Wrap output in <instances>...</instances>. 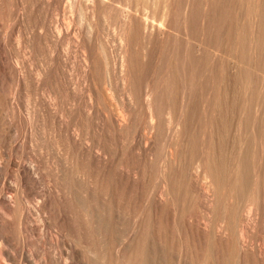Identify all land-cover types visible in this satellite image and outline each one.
I'll list each match as a JSON object with an SVG mask.
<instances>
[{
  "label": "rangeland",
  "instance_id": "374dc122",
  "mask_svg": "<svg viewBox=\"0 0 264 264\" xmlns=\"http://www.w3.org/2000/svg\"><path fill=\"white\" fill-rule=\"evenodd\" d=\"M10 1V2H8ZM57 3V1L59 2V4L57 3L56 5H54L53 9H52V14L50 17H53V22H55L54 24H64L66 23V21L70 22L73 24V26H75L77 29H78V35H76V38L78 41H76L74 38H71L70 41L67 43V46L65 48H67V53H66V57L63 55L62 51H61V48L60 47H54L53 44H51L50 42H47L46 40L43 41V43L41 42L42 41V38H37L35 40H33L32 42L30 41L33 37H34V33L37 32L36 34H38V31H37V27L39 25V19L41 18V20L43 19V16L44 14H42L41 12V8L38 9L39 7H41V5L39 4L38 6L36 5L33 10H30L28 12V14H26V17L24 19V22H23V27H22V32L23 34H21V44L18 45V42L16 41L17 40V37L19 35V22H16V19L14 18V9H15V0H6V3L4 5V7L0 8V93L3 94L1 96L0 94V154L2 155L3 158H10L12 161H14V165L10 166V170L7 169L8 171H4L3 172V175L0 177V187H2L3 184H6L4 185L5 187L7 185H10V187H14L16 186V179L17 177L15 176L16 175V171L17 169V166H16V163L18 162H28L30 158H32L33 156H37L36 158L33 157L32 159L34 160H39L38 162L40 163V161H44V165L43 163H41L42 165V168H44V171H54L55 168H62L64 167L63 165H66V161L68 162L67 164V167L69 166H73L74 165V150L71 148V150L68 152L69 154H67V160L65 158V154L66 152L63 151V145H61V142H59L58 140V136L56 137L57 133L55 131V128H54V125L52 123H50L48 121H45L46 123H44V125L42 126H45L46 124L47 125H50V127L48 128V126L46 125V127H44L45 129H43L41 132L44 133L45 132V136L43 137L42 133H41V137L39 132L37 134V131H34V133L30 132L28 128H26V124L24 123L23 120L24 117L27 118V114L28 113H42L41 112V108H42V101L43 99L41 98V96L38 94V90L34 89V88H31L30 87V90H26L25 91V88L23 86H20L18 87L17 84H16V80H15V72L14 71V67L17 63L19 64V67L22 68V70L24 69V72L25 73H28L30 72L31 70L35 71L37 69H46V71H41L45 72V75L46 76L45 78H48L51 79L49 80L50 82H52V84H54L53 86L55 88H57L56 86H59L61 87V85H67L68 86V89H64V92H60V95L58 93V99H61V100H58L60 106L62 108L65 109L66 113H68V116L73 119L70 120L71 124L75 122V117L77 115V110H80L82 111L83 115H84V132H85V138L87 139L86 143L87 145H96L98 146V150L99 151V154H100V158H101V161L103 162L102 164H106L107 166H109V168L105 166V168H103L102 170V173L104 174V176H107V172H110V174H112L115 170V169H110V165H114V167L116 168L115 170V173H113V175H115V179L117 177V181H119V178H120V175L123 174L124 172L125 173H130V176L131 177H136V179L138 180H141L142 181V184H145V185H140L141 187L139 186H130V190L128 189V192H129V195L131 197V200H132V204H133V210L130 214V222H134V221H138V214H139V210H140V205L142 204L141 202L143 200H148L147 202H149L147 205H148V208H151L149 209L150 212H151V220H153V224L151 223V226L150 227H153L155 224V226L152 228L153 230H155V228L157 229V226H158V221L160 219H163V224H164V229L166 228V232L168 231V235L166 234V237H168V240L170 239L171 241H168L167 238H165L167 240V248L169 247V242H171L170 246H175L173 248L171 247V251L167 250V252L170 253V255L168 253H166V260H169L167 261V264H169V261H170V264L173 263L175 264L176 263V260L173 258V257H176L175 255H177L179 253V251L183 252V254L186 252V247H187V242L189 241L188 239L192 240L195 236H196V239H198V236H200V240L203 238V239H206V234H207V231H209L210 233V236L212 237L211 239H213V236L214 234H211V233H216V230L214 228V226L212 227V225H215L216 224H220L221 223V220L223 219V217L225 216L226 214V211L228 209V207H230L229 205H232V202H234L235 198L234 197V193L231 192L232 190H230L229 188H224V189H221V191H218V193H216V199L214 200V203L215 204H212L211 206H208L209 202H210V199L212 198H207V196H204L202 195L201 193L198 192V187H197V184L200 185L204 182H208L209 183V180H204L202 177L199 178V180L195 179V175L193 173V162L195 161V157H197L198 155L202 154V152H204L207 148V146L209 144H207L210 140V138H212V140H210V154H209V157L210 159H212L214 161V163L212 162V164H220L221 163H225L224 164V168H222V170H226L228 171L230 169V167L232 165H234V163L237 161V153H236V150L238 151V148H239V143L235 142V140L237 141L238 138L240 137V135H238L237 133V125H236V121L234 119L235 117V114H234V111L235 113L237 112L236 109L240 107H242L241 105L243 104L242 101L240 100H243L244 101V108H245V112L247 113L246 115L249 114V120L251 119V123L248 124V127L246 128L249 133H247V130L245 131V133H247V136L246 134H243L244 136H246V141L245 142H248L245 146L244 144V148L246 147V150L248 151V157H249V169H250V173H251V178L254 181L257 180V174L255 175L254 173H258L257 170H259V166L257 164H259V160H260V155H261V147L260 145V142L258 139H256V136L259 134V131L264 133V78L262 76H260L259 74H257V72H253L255 71V69L259 68V67H262V64L261 62L257 61V59L259 60V58L261 57V55L257 54V55H252V53H249V50L252 48V46L254 45L252 42L250 43V36H251V32L249 30H246L248 28H250V26L247 24H249L250 20L248 18H246L247 16H244L245 15V11L247 9V7H245V2L242 4V7H243V10L242 8H238V7H241V4H239V2L241 3L240 0H214L215 1V5H214V10H212V13L210 11H208V9L206 8V0H193V8H192V15L191 14V17L189 19H187V24H188V27H187V32H186V29H184V22L183 21V13L180 12L179 9H181L182 7L184 8V4L186 3L184 0H172L171 1V4L172 6H176L174 7L175 11L174 13H172L170 11V14H167L168 17H170V21L168 20V17L166 18V16H164L162 13H164L163 11H165V7L163 4V1H158V2H155L153 3L152 1L148 0H105L106 3L103 5V7L101 6L100 8H98V10L96 11L97 14H92L89 10H84V11H78V10H73V11H70L68 9V4L67 2L64 0H55ZM138 3H137V2ZM242 1H246V0H242ZM248 2L247 5H249V0H247ZM11 6H10V3H12ZM107 2L109 3H113V5L115 6L113 8V10H111L109 7H107ZM183 2V3H182ZM185 2V3H184ZM220 2V3H219ZM236 2V3H235ZM238 2V3H237ZM111 3V4H112ZM131 3V4H130ZM152 3V4H151ZM178 3V4H177ZM198 3V4H197ZM227 3V4H226ZM230 3V4H229ZM67 4V5H66ZM163 4V5H162ZM174 4V5H173ZM204 4V5H203ZM229 4V5H228ZM237 4V5H236ZM239 4V5H238ZM10 6L9 10L13 13H11L9 10H7L8 6ZM126 5V6H125ZM131 5L133 7H131ZM137 5V6H136ZM235 5V7H234ZM56 6V7H55ZM160 6V7H159ZM182 6V7H181ZM6 7V8H5ZM37 7V8H36ZM60 7V8H59ZM129 7V8H128ZM180 7V8H178ZM228 7V8H227ZM14 8V9H12ZM36 8V9H35ZM103 8V9H102ZM129 9L130 11L134 10V12H136V10H138V14L136 12V14L139 16V13H140V17L142 16V18H147L148 21H156L157 23H164V28H165V24L166 25V30H167V33L171 36H169V39L166 41L165 40H162V41H159L158 43V40L157 41H154L153 43H151L149 45V47L147 48V43L145 41H142L141 39H137L135 40L134 42V45L135 47H133L132 49V53L136 59V65H138L137 69H138V72L141 74L140 76V79H143L142 78V74L144 75V82L149 81V86H146L145 84L143 85H139V87H137V92H130V95H128V91H130V89L128 87H123L121 82H120V78H119V66H120V54H121V48L122 45H121V42H120V45H119V39L121 38L122 43L124 42V32H122V29L123 28V31H125V28H124V25L122 24V22L119 20L118 16H117V13L116 11L118 9ZM182 8V9H183ZM216 8V9H215ZM225 8H227L225 10ZM238 8V9H237ZM246 8V9H244ZM5 9V10H4ZM12 9V10H11ZM35 9V11H34ZM65 9V10H64ZM136 9V10H135ZM181 9V10H182ZM203 9V10H202ZM4 10V12H3ZM106 10V11H105ZM127 10V11H129ZM238 10V12H237ZM34 11V12H33ZM113 11V12H112ZM129 11V12H130ZM160 11V12H159ZM179 11V12H178ZM184 11V9L182 10ZM199 11V13H198ZM205 11V13H204ZM225 11H228L227 13L229 14H225L226 12ZM235 11V12H234ZM248 11V10H247ZM35 12H39V13H36ZM77 12V14H76ZM78 12L80 13V15L78 14ZM85 12V13H84ZM95 12V13H96ZM100 12V13H98ZM133 12V11H132ZM131 12V13H132ZM210 12V13H209ZM224 12V13H223ZM4 13V14H3ZM6 13V14H5ZM11 13V14H10ZM68 13V14H67ZM161 13V14H160ZM174 17H173V15ZM196 13V14H195ZM202 13V14H201ZM219 13L221 15H219ZM236 14L235 17H237L235 19V22H234V18L233 17L234 15ZM33 14V15H32ZM55 14V15H54ZM93 17H92V15ZM112 14V15H111ZM198 14V15H197ZM208 14V15H207ZM217 14V16H216ZM225 14V15H224ZM249 12L247 13L246 12V15H248ZM31 15V16H29ZM82 15V16H81ZM91 15V16H90ZM107 15V16H106ZM161 15V16H160ZM172 15V16H171ZM210 15V16H209ZM233 15V16H231ZM238 15V16H237ZM12 16V17H11ZM70 16V17H69ZM77 16V17H76ZM86 16V17H85ZM89 16V17H88ZM113 16V17H112ZM160 16V18H159ZM163 16V17H162ZM220 16V17H219ZM226 16V17H225ZM249 16V15H248ZM4 17V18H3ZM7 17V18H6ZM36 17V18H35ZM75 17V18H74ZM78 17H80L78 19ZM156 17V18H155ZM172 17V19H171ZM177 17V18H176ZM204 17V18H203ZM211 19V21L213 22H208L210 21L209 19ZM211 17V18H210ZM216 17V18H215ZM227 17H231V19L229 18V20H227ZM233 17V19H232ZM2 18V19H1ZM33 18V19H32ZM70 18H73V19H70ZM90 18V19H89ZM109 18V20H108ZM158 18V20H157ZM163 19L165 20H168V21H161ZM215 18V19H214ZM223 18V19H222ZM35 19V20H34ZM61 19V20H60ZM102 19V20H100ZM104 19V20H103ZM192 19V20H190ZM196 19V20H195ZM204 19V20H203ZM238 19V20H237ZM246 19V20H245ZM249 21H248V20ZM40 20V21H41ZM78 20V21H77ZM80 20V21H79ZM92 20V21H91ZM96 20H98V22L96 23H93L95 22ZM203 20V21H202ZM207 20V21H206ZM31 21V22H30ZM35 21V22H33ZM106 21V22H105ZM114 21V22H113ZM117 21V22H115ZM192 21V22H191ZM198 21V22H197ZM217 21H220V22H217ZM224 21V22H223ZM233 21V22H232ZM237 21V22H236ZM15 22V23H14ZM27 22V23H26ZM64 22V23H63ZM81 22V23H80ZM119 22V23H118ZM205 22V23H204ZM121 23V24H120ZM193 23V24H192ZM209 23V24H208ZM215 26H213L212 24ZM215 23V24H214ZM234 23H237V24H234ZM18 24V25H17ZM95 24H98V27L96 29V25ZM169 24V25H168ZM206 26H204V25ZM208 24V25H207ZM225 24V25H224ZM77 25V26H76ZM82 25V26H81ZM95 29H93V26ZM175 25V26H174ZM200 25V26H198ZM212 25V27H211ZM221 25V27H220ZM92 27V28H89V27ZM170 27V28H167ZM172 26V27H171ZM204 29H203V27ZM219 26V27H218ZM175 27V28H174ZM195 27V28H194ZM208 27V28H207ZM231 27L232 30L229 31V28ZM247 27V28H246ZM198 28V29H197ZM210 28V29H209ZM219 28V30H218ZM257 28V25L255 27V29ZM2 29V30H1ZM90 29V30H88ZM93 29V31H92ZM196 29V30H195ZM215 29V30H213ZM26 30V31H25ZM80 30H83V31H80ZM88 30V31H87ZM2 31V32H1ZM16 31V32H15ZM35 31V32H34ZM90 31V32H89ZM98 31V32H97ZM201 33H200V32ZM206 31V32H205ZM211 31V32H210ZM215 31V32H214ZM218 33H217V32ZM233 31V32H231ZM250 35H249V33ZM27 33V35L24 34ZM30 32V33H29ZM88 32V33H87ZM94 32V33H93ZM121 32V33H120ZM210 32V33H209ZM228 32L232 33L231 35H233L234 33V37L231 38V39H234L236 38L237 41L234 39L232 40L230 43H232V47H233V50L232 47L229 45V42H227L229 40L226 39V37H229V34ZM247 32V34H246ZM33 33V34H32ZM172 33V34H171ZM202 33H206V34H202ZM210 34L212 36V39L213 40H216L215 39V36H219L218 40L217 41V46L219 47L220 50H227L226 48L228 47V50L231 54L230 56H228L227 54L224 55V54H219L217 53V56L215 55L214 57V54L212 52H209V50L207 51V48L210 47V40L208 39H204L206 42H201V38L202 37H205V35L207 34ZM236 33V34H235ZM239 33V34H238ZM3 34V35H2ZM29 34V36H28ZM90 34V35H88ZM97 34V35H96ZM99 34V35H98ZM120 34V35H119ZM186 34V35H185ZM197 34V35H196ZM245 35V37H237V35ZM22 35H24L22 37ZM82 35V37H81ZM120 36V37H117V36ZM174 35V37L172 36ZM249 35V36H248ZM5 36V37H4ZM28 36V37H27ZM84 36V37H83ZM197 36V37H196ZM202 36V37H201ZM248 36V37H247ZM81 37V38H80ZM91 37V38H89ZM93 37V38H92ZM100 37V38H99ZM196 37V38H195ZM200 37V38H199ZM2 38V40H1ZM24 38V39H23ZM30 38V40H29ZM101 40H99V39ZM239 38V40H238ZM245 38V39H244ZM81 39V40H79ZM90 39V40H89ZM95 41H93V40ZM97 39V40H96ZM187 39V40H186ZM247 40L249 42L246 43L245 41L243 40ZM41 40V41H39ZM75 40V41H74ZM86 40V41H85ZM92 40V41H91ZM120 40V41H121ZM142 42H141V41ZM177 40V41H176ZM192 40V41H191ZM199 40V41H198ZM240 40L242 41V43L240 42ZM91 41V42H90ZM99 41V42H98ZM3 42V43H2ZM78 42V43H76ZM169 44H168V43ZM172 42V43H171ZM174 42V43H173ZM188 42V43H186ZM201 44V47L199 45V48L198 49V44ZM36 43L35 45H32ZM39 43V44H38ZM81 43V44H80ZM88 43V44H87ZM97 45H95V44ZM100 43V44H99ZM125 43V42H124ZM123 43V44H124ZM138 43V44H137ZM163 43V44H162ZM192 43V44H191ZM204 43V45H203ZM228 43V44H227ZM235 43V44H233ZM241 43V44H240ZM244 43H246V45H244ZM24 44H26L28 46V49L25 50V46ZM80 44V45H79ZM174 44V45H173ZM191 44V45H190ZM196 44V46H195ZM226 44V46H225ZM248 44V45H247ZM253 44V45H252ZM84 45V46H83ZM103 45V46H102ZM164 45V46H163ZM176 45V46H175ZM209 45V46H208ZM4 46V47H3ZM40 46V47H38ZM46 48H45V47ZM48 46V47H47ZM77 46V47H76ZM94 47L96 49V54L98 56V59L100 60L99 62V66L101 65L102 67V71H100V67H99V71L98 72L99 74H97V77H98V80L97 78H95V75H91L89 74L88 72L85 73V65H84V54H88L87 52H89L88 49ZM194 46V47H193ZM222 46V48H221ZM230 46V47H229ZM248 49H247V47ZM19 47V48H18ZM97 47L99 49H97ZM137 47V48H136ZM234 47H238V49L244 47L246 53H245V57L246 58H249L248 56H251L250 58L253 59L254 57V63L250 60L247 59L248 61V64L246 66H250V67H246L247 68V73H249V77L246 81V79L244 80V83L242 84H236V81L237 77H236V72L234 70V68L232 69V62L231 60H233L234 57L236 56H239V52H236ZM45 48V49H43ZM174 48V50H173ZM204 48V49H203ZM22 49V50H21ZM55 49V51H54ZM81 49V50H80ZM102 49V50H101ZM195 49V50H194ZM5 50V51H4ZM31 50V51H30ZM44 50V51H43ZM80 50V51H79ZM84 50V51H83ZM105 50V51H104ZM143 50V51H142ZM241 50V49H240ZM23 51V52H22ZM43 51V52H42ZM52 51H54L52 53ZM103 51V52H102ZM119 51V52H118ZM174 51V52H173ZM19 52V53H18ZM22 52V54H21ZM51 52V53H50ZM24 53V54H23ZM26 53V54H25ZM40 53V54H39ZM58 55H57V54ZM84 53V54H83ZM103 53V54H102ZM119 55H118V54ZM249 53L247 56L246 54ZM16 54V55H14ZM39 54V55H38ZM47 54V55H46ZM54 54V55H53ZM213 54V56H212ZM218 54L220 56H218ZM11 55V56H10ZM28 55V56H26ZM31 55V56H30ZM56 55V56H55ZM71 55V56H70ZM105 55V56H104ZM186 55V56H184ZM51 56V57H50ZM58 56V57H57ZM63 56V57H62ZM117 56V57H116ZM3 57V58H2ZM11 57V58H10ZM15 57V58H14ZM19 57V58H18ZM144 57V58H143ZM189 59H188V58ZM210 57V58H209ZM229 57V58H228ZM232 57V58H231ZM258 57V58H257ZM28 58V59H27ZM46 58H49V59H46ZM58 58V59H57ZM83 58V59H81ZM120 58V59H119ZM188 59V60H185V59ZM216 60H215V59ZM221 58V59H219ZM228 58V59H227ZM256 58V59H255ZM4 59V60H3ZM8 59V60H7ZM25 59V60H24ZM64 59V60H63ZM109 59V60H108ZM119 61H118V60ZM138 59V60H137ZM207 59V60H206ZM213 59V60H212ZM24 60V61H23ZM48 60V61H47ZM71 60V61H70ZM103 60V61H102ZM108 60V61H107ZM220 60V61H219ZM54 61V62H53ZM56 61V62H55ZM102 61V62H101ZM138 61V62H137ZM185 61V63H184ZM187 61V62H186ZM204 61V62H203ZM212 61V62H211ZM216 63H215V62ZM249 61H250V64H249ZM21 62V63H20ZM46 62V63H45ZM60 62V63H59ZM182 62V63H181ZM16 63V64H14ZM59 65H58V64ZM114 63V64H113ZM247 63V62H246ZM253 64V67L251 66ZM27 64V65H26ZM56 64V65H55ZM108 64V65H107ZM217 64V65H216ZM45 65V66H44ZM55 65V66H54ZM84 65V66H83ZM105 65V66H104ZM141 65V66H140ZM172 65V66H170ZM183 65V66H182ZM214 66V69H213V66ZM39 66V67H38ZM60 66V67H59ZM254 66H255V69H254ZM25 67V68H24ZM49 67V68H48ZM104 67V68H103ZM172 67V68H171ZM205 67H208V68H205ZM229 67V68H228ZM5 68V69H4ZM19 68V69H20ZM29 70H28V69ZM35 68V69H34ZM83 68V69H82ZM113 68V69H112ZM171 68V70H170ZM175 68V69H174ZM189 68V69H188ZM251 69V72H250V69ZM7 69V70H6ZM44 69V70H45ZM51 69V70H49ZM63 69V70H62ZM142 69V70H141ZM144 69V70H143ZM164 69V70H163ZM169 69V70H168ZM207 69V70H206ZM210 69V70H209ZM216 69V70H215ZM28 70V71H27ZM59 70V71H58ZM87 70V69H86ZM109 70V71H108ZM116 70V71H115ZM167 70V71H166ZM174 72H173V71ZM185 70V71H184ZM49 71L50 74H46V73H49L47 72ZM70 71V72H69ZM106 71V72H105ZM181 71V72H180ZM216 71V72H215ZM224 71H225V76H224ZM228 71V72H227ZM52 72V73H51ZM113 72V73H111ZM168 72H172L171 74H168ZM8 73V74H7ZM71 73V74H70ZM116 73V74H115ZM119 73V74H118ZM145 73V74H144ZM232 73V74H231ZM108 74L112 77V84L107 86V84L105 83L104 84V79H105V76ZM173 74V75H172ZM187 74V75H186ZM230 74V75H229ZM53 77H52V76ZM57 75V76H56ZM82 75V76H81ZM117 75V76H116ZM178 75V76H177ZM257 75V76H256ZM63 76V77H62ZM84 76V77H83ZM94 79H93V77ZM168 76V77H167ZM184 76V77H183ZM203 76V77H202ZM253 76V77H252ZM264 76V75H263ZM72 77V78H71ZM116 77V78H115ZM148 77V78H147ZM226 79H225V78ZM229 77V78H228ZM261 79L260 80H257L256 79ZM260 77V78H258ZM102 80H101V79ZM119 78V79H118ZM163 78V79H162ZM182 78V79H181ZM185 78V79H184ZM193 78V79H192ZM235 80H234V79ZM3 79V80H2ZM7 79V80H6ZM160 79V80H159ZM222 79V80H221ZM228 79V80H227ZM231 79V80H229ZM251 79V80H250ZM13 80V81H12ZM71 80V81H70ZM161 80H162V83H161ZM166 81V83H168L169 87L170 88L172 86V89L170 88L168 90V93L167 94H162L163 91L162 90H165L164 88H166L163 84V81ZM191 80V81H190ZM250 80V81H249ZM263 82H262V81ZM65 81V82H64ZM101 81V82H100ZM118 81V82H117ZM160 81V82H158ZM220 81V82H219ZM222 81V83H221ZM253 81V82H252ZM258 81V82H257ZM15 82V83H14ZM64 82V83H63ZM96 82V83H95ZM98 82L100 84H98ZM171 82V83H170ZM189 82V83H188ZM193 82V83H192ZM216 82V83H215ZM219 82V83H218ZM238 82V81H237ZM255 82V83H254ZM261 82V83H260ZM5 83V84H4ZM59 83V84H58ZM66 83V84H65ZM72 83V84H71ZM157 83V86L155 85ZM215 83V84H214ZM228 83V84H227ZM236 85H235V84ZM254 85H253V84ZM61 84V85H60ZM90 84V85H89ZM114 84V85H113ZM163 84V86H162ZM190 84V86H189ZM220 86H219V85ZM250 84V86H249ZM259 84V85H258ZM6 85V86H5ZM101 85V86H100ZM153 85H155L153 87ZM216 85V86H214ZM225 85V86H224ZM249 87H247V86ZM256 85V86H255ZM17 86V87H16ZM76 86V87H74ZM92 86V87H91ZM138 86V85H137ZM148 89V91H152L154 89V91L152 92H155L157 93L158 97L160 98H166L168 96V98L172 101V104H173V108L175 109H172L173 111L175 112H172V110L170 111V115L172 114H177L179 115V110H180V103H181V100H182V94L181 93L182 91L186 90L187 94L189 95V107H187V110H183V118L184 115H186V119L183 120V124H186L188 121V123L186 125H190L189 126H184L183 125V129H182V132H180V136H179V140H181L182 138L181 137H185L183 138L184 140H181V141H178V143L181 142V145L177 146V143L173 145L174 149L172 148V151L174 153V156H173V159L170 161L169 159V153H168V146L169 145L167 141L170 140V132L168 131L167 132V124H166V120H167V115H164L163 113L160 114V116L158 117V122L156 120V124L153 129L150 127V124H148L147 120H146V116H144V111L145 109H143V107L141 108L142 106V98H144V94L145 91L147 90L146 88ZM152 86V87H151ZM193 86V87H192ZM219 86V87H217ZM243 86V87H242ZM245 86V87H244ZM254 86V87H253ZM111 87V89L109 88ZM143 89H142V88ZM159 87V89H158ZM164 87V88H163ZM177 87V88H176ZM186 89H184V88ZM221 87V88H220ZM263 87V88H262ZM88 88V89H87ZM104 88V89H103ZM123 88L125 90H123ZM127 88V89H126ZM149 88H151L149 90ZM161 88V89H160ZM215 88H217L215 90ZM220 88V90H218ZM223 88V89H222ZM240 88V89H239ZM250 88V89H248ZM256 88V90H255ZM2 89V90H1ZM17 89V90H16ZM34 89V90H33ZM92 89V91L94 89H96L98 96V102H95L96 100H94V104L95 107H96V111H97V114H96V117L99 118L97 119L96 121V117L92 116L90 113V103H91V99H90V90ZM117 89V90H116ZM141 89V90H140ZM146 89V90H144ZM156 89V90H155ZM158 89V90H157ZM246 89V90H245ZM259 89V90H258ZM262 89V90H260ZM107 90V91H106ZM128 90V91H127ZM144 90V91H142ZM176 90V91H174ZM219 93H218V91ZM7 91V92H6ZM9 91L11 93H9ZM68 93H67V92ZM95 91V90H94ZM101 91V92H99ZM116 93H115V92ZM147 91V92H148ZM161 91V92H160ZM174 93H173V92ZM5 92V93H4ZM32 92V93H31ZM34 92V93H33ZM80 92V93H79ZM104 92V93H103ZM112 92V93H111ZM118 92V93H117ZM125 92V93H124ZM165 92V91H164ZM189 92V93H188ZM216 92V94L218 93V96L219 97H225L222 98L220 100V104H221V107L219 109L216 108L217 112L215 110H213L210 106L212 105V97H213V93ZM250 92V93H249ZM252 92V94H251ZM9 93V95H8ZM61 93L63 95H61ZM76 93V94H75ZM123 95H122V94ZM128 93V94H127ZM135 93V94H133ZM178 93V94H176ZM191 93V94H190ZM212 95H210V94ZM7 94V95H5ZM29 94V95H28ZM69 94V95H68ZM102 94V95H100ZM105 94H108V95H105ZM119 94V95H118ZM140 97V99L138 98V96ZM209 94V96H208ZM226 94V95H225ZM5 95V96H4ZM34 96V99L32 98ZM66 95V96H65ZM160 95H163L162 97ZM166 95V96H165ZM255 95V96H254ZM118 96V97H117ZM137 98H136V97ZM156 96V97H157ZM174 99H171L172 97ZM176 96V97H175ZM238 96V97H237ZM251 98H250V97ZM260 96V97H259ZM39 97V98H38ZM60 97V98H59ZM63 97V98H62ZM73 97V98H72ZM102 99H101V98ZM130 97V99H129ZM135 97V98H134ZM235 97V98H233ZM245 97V98H244ZM258 97V98H257ZM108 98V99H107ZM191 98V99H190ZM211 98V99H210ZM230 98V99H229ZM242 98V99H240ZM258 100H257V99ZM7 99V100H6ZM37 99V100H36ZM42 99V100H41ZM63 99V100H62ZM69 99V100H68ZM135 100L133 102V100ZM138 99V100H137ZM181 99V100H180ZM5 100V101H4ZM65 100V102H64ZM109 100V101H108ZM132 100V101H131ZM140 100V101H139ZM178 100V101H177ZM204 100V101H203ZM225 100V101H224ZM241 102H239V101ZM7 101V102H6ZM85 101V102H84ZM100 101V102H99ZM108 101V102H107ZM111 101V102H110ZM192 101V102H191ZM202 101V102H201ZM235 101V102H234ZM240 103L241 105L237 104V102ZM254 101V102H253ZM258 101V102H257ZM9 102H10V106H9ZM62 102V103H61ZM102 102V103H101ZM104 102V103H103ZM136 102V103H135ZM222 102V103H221ZM226 102V104H225ZM246 102V103H245ZM250 102V103H249ZM17 103V104H16ZM34 103V104H33ZM40 105H38V104ZM257 103V104H256ZM81 104V105H80ZM86 104V105H85ZM102 104V105H101ZM105 104V105H104ZM135 104V105H133ZM137 104V105H136ZM208 104V105H207ZM224 104L225 107H222ZM73 105V106H72ZM79 107H78V106ZM191 105V106H190ZM196 105V107H195ZM209 106V108L207 106ZM235 105V107L233 108V106ZM238 105V107H237ZM248 105V106H247ZM251 105V106H250ZM38 106V107H37ZM100 106V107H99ZM105 106V107H104ZM113 106V107H112ZM124 106V107H123ZM127 106V107H126ZM140 106V107H138ZM198 106V107H197ZM200 106V107H199ZM34 107H37V108H34ZM60 107V110H62V108ZM71 107H73L71 109ZM88 107V108H87ZM254 107V108H253ZM40 108V109H39ZM100 108V109H99ZM139 108V109H138ZM211 108V109H210ZM223 108V109H222ZM39 109V110H38ZM90 109V110H89ZM129 109V110H128ZM142 109V110H141ZM179 109V110H178ZM191 109V110H190ZM197 109V110H196ZM207 109V110H206ZM30 112H29V111ZM36 110V111H35ZM99 110V111H98ZM125 110V111H124ZM130 110H132L130 112ZM140 110V111H139ZM196 110V111H195ZM210 110V111H209ZM213 111V114L214 116L216 117L215 119L217 120V122H212L210 123V119H209V116L211 114V112ZM220 110V111H218ZM224 110V112H223ZM230 110V111H229ZM234 110V111H233ZM3 111V112H1ZM28 111V112H27ZM115 111V112H114ZM127 111V112H126ZM227 111V112H226ZM232 111V112H231ZM248 111V112H247ZM75 112V113H74ZM185 112V113H184ZM230 112V113H229ZM9 113V114H8ZM39 113V114H40ZM85 113V114H84ZM101 113V114H100ZM110 113V114H109ZM141 113V114H140ZM143 113V114H142ZM194 113V114H192ZM207 115H206V114ZM221 113V114H220ZM12 114V115H11ZM24 116H22V115ZM100 114V115H99ZM121 114H124V115H121ZM138 114V115H137ZM192 114V116H191ZM219 114V115H217ZM3 115V116H2ZM9 115V116H8ZM17 115H20V116H17ZM73 115V116H72ZM105 115V116H104ZM108 115V116H107ZM116 115H120V116H125L124 118H129L131 120V122H129V127L126 128L125 130H119L117 125L114 123V116ZM128 115V116H127ZM131 115V116H130ZM170 115H168L170 117ZM176 115V116H177ZM209 115V116H208ZM22 116V117H21ZM92 116V117H91ZM110 116V117H109ZM173 116V115H172ZM200 116V117H199ZM225 116V118H224ZM230 116V117H229ZM5 117V118H4ZM8 119H7V118ZM10 117V118H9ZM18 117V118H17ZM188 117V118H187ZM255 117V118H254ZM3 118L5 120V123H3ZM17 118V119H16ZM23 118V120H22ZM86 118V119H85ZM132 118V119H131ZM145 120H144V119ZM192 120H191V119ZM224 118V120H223ZM232 118V119H231ZM7 119V120H6ZM19 119V120H18ZM137 119V120H136ZM190 119V120H189ZM100 120V121H99ZM136 120V121H135ZM139 120V121H138ZM161 120V121H160ZM234 121V122H231V121ZM23 121V122H22ZM89 123H87V122ZM90 121V122H89ZM138 121V123H137ZM185 121V122H184ZM192 121V122H191ZM206 121V122H205ZM226 121V122H224ZM2 122V123H1ZM10 123L11 124H7V123ZM95 122L97 123V130L95 131L94 130V127H95ZM106 122V123H105ZM108 122V124H107ZM147 122V123H146ZM195 122V123H194ZM210 123V126L212 127L214 124V127L217 129V130H214L213 128L211 129L209 127V123ZM228 122V123H227ZM24 123V124H23ZM99 123V124H98ZM104 123V124H103ZM114 123V124H113ZM146 123V124H145ZM207 123V124H206ZM221 123V124H219ZM231 123V124H229ZM5 124L7 125V127L5 126ZM21 124V125H20ZM72 124V125H73ZM112 124V125H110ZM220 126H219V125ZM229 124V125H228ZM9 125V127H8ZM25 125V126H24ZM108 125V126H107ZM139 125V126H138ZM164 125V126H163ZM203 125V126H202ZM225 128L223 129L222 127ZM5 126V127H4ZM89 126V127H88ZM149 126V127H148ZM202 126V127H201ZM218 126H219V129H218ZM222 126V127H221ZM263 126V127H262ZM2 127V128H1ZM88 127V128H87ZM132 127V128H131ZM139 127V128H138ZM146 127V128H145ZM186 129H185V128ZM188 127V128H187ZM189 127H191L189 129ZM227 127V128H226ZM229 127V128H228ZM262 127V128H260ZM9 128V129H8ZM48 130L49 131H45V130ZM115 128V129H114ZM209 128V129H208ZM27 132H26V130ZM86 129V130H85ZM106 129V130H105ZM129 129V130H127ZM131 129V130H130ZM158 129V130H157ZM202 129V130H201ZM226 129V130H225ZM8 130V131H7ZM110 130V131H109ZM147 130V131H146ZM152 130V131H151ZM184 130V131H183ZM188 130V131H187ZM213 130V132L211 131ZM54 131V132H53ZM93 131V132H92ZM138 131V132H137ZM202 131V132H201ZM108 132V133H107ZM184 132V133H183ZM222 132V133H220ZM235 132V133H234ZM256 132V133H254ZM4 133V134H3ZM30 133V134H29ZM33 135H32V134ZM48 135H47V134ZM125 133V134H124ZM150 135H149V134ZM205 133V134H204ZM214 133V134H213ZM222 137L221 140L220 138L217 137V135ZM227 133V134H226ZM234 133V134H233ZM6 134V135H5ZM55 134V135H54ZM103 134V135H102ZM183 134H187L186 136H184ZM223 134V135H222ZM225 134V135H224ZM252 134V135H251ZM3 135V136H2ZM88 135V137H87ZM94 135V136H92ZM144 135V136H143ZM153 135V136H152ZM222 135V136H221ZM229 135V137L227 136ZM234 135V136H233ZM5 136V137H4ZM37 136V137H35ZM123 136V137H122ZM134 136V137H133ZM139 136V137H138ZM204 136H206L205 138L207 140H205L206 142H204L205 144H201V142L203 143L204 141ZM211 136V137H210ZM215 136V137H213ZM255 136V137H254ZM50 137V139H49ZM52 137V138H51ZM55 137V138H54ZM155 137V138H154ZM190 137V138H189ZM217 137V138H216ZM228 137V138H227ZM38 138V140H37ZM44 138V139H42ZM132 138V139H131ZM136 138V139H135ZM162 138V139H161ZM164 138V139H163ZM166 138V139H165ZM181 138V139H180ZM227 138V139H226ZM231 138V139H230ZM33 142H32V140ZM58 139V140H57ZM89 139V140H88ZM135 139V140H134ZM142 139V140H141ZM201 139V140H200ZM217 139V140H215ZM225 139V141H224ZM233 139V140H232ZM2 140V141H1ZM148 142H147V141ZM165 142H164V141ZM200 140V141H199ZM229 140V141H228ZM7 141V142H6ZM38 141V142H37ZM95 141V142H94ZM157 141V142H156ZM199 141V142H198ZM217 142L216 144L214 142ZM218 141H222V144H220V142L218 143ZM251 141V142H250ZM256 141V142H255ZM92 142V143H91ZM97 142V143H96ZM225 142V143H223ZM232 142V143H231ZM145 143V144H144ZM191 143V145H190ZM105 144L107 146H105ZM152 144V145H151ZM167 144V145H166ZM225 146H224V145ZM230 144V145H229ZM237 144V145H236ZM37 145V146H36ZM134 145V146H133ZM205 145V146H204ZM213 145V146H212ZM235 145L237 148H235ZM175 146H177L175 148ZM183 146V148H182ZM190 146V147H188ZM203 146V148H202ZM217 146V147H216ZM41 147V148H40ZM42 147H43V150H42ZM58 147H61L58 149ZM134 147V148H133ZM179 147V148H178ZM185 147H188L190 149H187L185 150ZM213 149H212V148ZM248 147V148H247ZM252 147V148H251ZM4 148V149H3ZM130 148V149H129ZM182 148V150H181ZM198 148H201V149H198ZM205 148V149H204ZM218 148V150H217ZM221 148V149H220ZM255 148V149H254ZM42 152H40L39 150ZM105 149V150H104ZM175 149H178V152L181 153V154H178L177 150L175 151ZM192 149V150H191ZM204 149V150H203ZM225 149V150H223ZM7 150V151H6ZM58 150V151H57ZM145 150V151H144ZM198 150V151H197ZM222 151L221 153H218L220 151ZM254 150V151H253ZM11 151V152H10ZM35 153H34V152ZM38 151V155H37V152ZM105 151V153H104ZM108 151V153H107ZM186 151V152H185ZM195 151V152H194ZM200 151V152H199ZM5 152V153H4ZM41 154H40V153ZM62 152V154H61ZM141 152V153H140ZM147 152V153H146ZM151 152V153H150ZM154 152V153H153ZM158 152V153H157ZM192 152V153H191ZM224 152V153H223ZM250 152V153H249ZM11 155H10V154ZM60 155H59V154ZM65 153V154H63ZM138 153V154H137ZM166 153V154H165ZM185 154V157L183 154ZM189 153V155H188ZM191 153V154H190ZM194 153V155H193ZM196 153V154H195ZM200 153V154H199ZM214 153V154H213ZM226 153V154H225ZM4 154V155H3ZM8 154V155H7ZM34 154V155H33ZM89 153H85V161L87 163V165L89 164L87 161L90 160L89 159ZM110 154V155H109ZM141 154V156H140ZM158 154V155H157ZM162 154V155H161ZM187 154V155H186ZM212 154V155H211ZM236 154V155H234ZM7 155V157H6ZM32 155V157H31ZM40 155H42L40 157ZM54 155L56 157H54ZM64 155V156H63ZM73 155V156H72ZM109 155V156H108ZM114 155V156H113ZM148 155V156H147ZM153 155V156H152ZM161 155V156H160ZM164 155V157H163ZM168 155V156H167ZM178 155V156H176ZM180 155V157H179ZM183 155V156H182ZM197 155V156H196ZM216 158H215V156ZM234 155V156H233ZM259 155V156H258ZM9 156V157H8ZM12 156V157H11ZM30 156V157H29ZM46 156V157H45ZM181 156L183 158H181ZM189 156V157H188ZM213 156V157H212ZM225 156V157H224ZM259 158H258V157ZM40 157V158H39ZM50 157V158H49ZM59 157V158H57ZM108 157V159H107ZM115 159H114V158ZM149 157V158H148ZM194 157V158H193ZM233 157V158H232ZM39 158V159H37ZM41 158H43L41 160ZM86 158L88 160H86ZM112 158V159H111ZM143 158V159H142ZM188 160H187V159ZM192 158V159H191ZM225 158V159H224ZM229 158V159H228ZM236 158V159H234ZM46 159V160H45ZM61 159V160H59ZM66 161H64V160ZM70 159V160H69ZM73 159V160H72ZM114 159V161H113ZM146 161H145V160ZM151 159V160H150ZM184 159V160H183ZM221 159V161L218 162V160ZM231 159V161H230ZM259 159V160H258ZM62 160L64 161L63 164L62 163ZM69 160V161H68ZM71 160H72V163H71ZM109 160V161H108ZM119 160V161H118ZM164 160V161H163ZM176 160V161H175ZM181 160V161H179ZM191 160V161H190ZM194 160V161H193ZM234 160V161H232ZM17 161V162H16ZM57 161V162H56ZM150 161V162H149ZM167 161V164L170 162L172 164H166L167 165V175H168V172H170V169H172V171L169 173L170 177L173 178V185H172V193H173V197H172V201H168L166 203H164L162 201L159 194L160 192V189H161V178L159 177L160 176V171L162 169V165L164 162ZM178 161V162H177ZM193 161V162H192ZM216 161V162H215ZM257 161V162H255ZM2 162V160H0V163ZM16 162V163H15ZM51 162H56V163H51ZM61 162V164H60ZM106 162V163H105ZM111 162V163H110ZM121 162V164H120ZM146 162V163H145ZM156 162V163H155ZM187 162V163H186ZM190 162V163H189ZM230 162V163H229ZM47 163L50 164L47 166ZM59 163V164H58ZM118 163V164H117ZM179 163V164H178ZM254 163V164H253ZM59 166H57V165ZM215 165L216 167L218 165ZM222 164V165H223ZM231 164V165H230ZM252 164V165H251ZM256 164V165H255ZM54 169H53V167ZM55 165V166H54ZM121 165V166H120ZM127 165V167H126ZM142 165V166H141ZM150 165V166H149ZM172 165V166H171ZM180 165V166H179ZM50 166V167H49ZM57 166V167H56ZM144 166V167H143ZM161 166V167H160ZM171 166V167H170ZM182 166V167H181ZM184 166V167H183ZM47 167V168H46ZM130 167V168H129ZM155 167V169H153ZM158 167V168H157ZM257 167V168H255ZM52 168V169H51ZM107 168H108V171H107ZM138 169V172H137V169ZM142 168V170H141ZM180 168V169H179ZM253 168V169H252ZM105 169V170H104ZM134 169V170H133ZM183 169V170H182ZM191 169V170H190ZM193 169V170H192ZM126 170V171H125ZM133 170V171H132ZM187 170V171H186ZM106 173H105V172ZM123 171V172H122ZM131 171V172H130ZM141 171V172H139ZM146 171V172H145ZM154 171V173H153ZM174 171V172H173ZM184 171V172H183ZM226 171H224V174L226 175V178H228ZM252 171V172H251ZM8 172V173H7ZM14 172V173H13ZM50 172V173H52ZM112 172V173H111ZM159 172V173H158ZM174 174H173V173ZM177 172V173H176ZM192 172V173H191ZM49 173V172H48ZM71 175V170L68 171V175ZM86 176H88L87 178H89V176L92 174V171H90V168L87 167L86 168ZM135 173V174H134ZM172 173V174H171ZM6 174V175H5ZM89 174V175H88ZM109 174V173H108ZM117 174V176H116ZM119 174V175H118ZM158 174V176H157ZM183 174V175H182ZM51 175V178L54 179V176L53 174H49ZM69 175V176H70ZM133 175V176H132ZM142 177H141V176ZM168 175V176H169ZM4 176V177H3ZM156 176V177H155ZM7 177V178H6ZM154 177V178H153ZM179 178V179H176ZM183 177H186L183 178ZM225 177V176H224ZM143 178L145 180H143ZM156 178V179H155ZM183 178V179H182ZM51 179V180H52ZM147 179V180H146ZM151 179V180H149ZM154 179V180H153ZM159 179V180H158ZM182 179V180H181ZM7 180V181H6ZM176 180V181H175ZM193 180V181H191ZM2 181H3V184H2ZM155 181V182H153ZM197 181V182H195ZM191 182V183H190ZM15 183V184H14ZM181 183V185H180ZM197 183V184H196ZM12 184V185H11ZM47 183H44L43 181H40L39 182V185H38V188L40 190V188H46V185ZM52 184V183H51ZM118 192H121V189H122V184L119 182L118 183ZM176 184V185H175ZM46 185V186H45ZM53 185H55V183H53ZM58 186H61V188H65V190H69V187L68 185H61L60 183L58 184ZM175 185V187H174ZM194 187H193V186ZM42 186H45V187H42ZM105 184L103 185V190L100 191L101 193L99 194V202L97 204H93L95 207L98 205L99 206V214L101 215H105L107 214V212L109 211V207L110 206H107L109 205L108 204V199L106 198V196L104 194H106V190L104 187ZM146 186V188H145ZM150 186V187H149ZM197 188H196V187ZM8 187V186H7ZM121 187V188H120ZM137 187V188H136ZM155 189H153V188ZM180 187H181V190H180ZM60 188V187H59ZM63 188V189H64ZM139 188V189H138ZM144 188V189H143ZM133 189V191H132ZM142 189V190H141ZM147 189V190H145ZM151 189V190H150ZM197 189V190H196ZM229 189V190H228ZM149 190V192H147ZM177 190V191H176ZM180 190V191H179ZM183 190V191H182ZM186 190V191H185ZM225 190V191H223ZM228 190V191H227ZM143 191H146L145 193H143ZM151 191H153L151 193ZM227 191V192H226ZM230 191V192H229ZM117 192V195L121 197V193L119 194ZM132 192V193H131ZM186 192V193H185ZM196 192V193H195ZM198 192V193H197ZM223 192V194H222ZM103 193V194H102ZM140 193H142L140 195ZM149 193V195H148ZM210 193V192H209ZM221 193V194H219ZM227 193V194H226ZM195 194V195H194ZM197 194V195H196ZM116 195V197H117ZM145 195V196H144ZM200 195V196H199ZM210 195H212V193H210ZM218 195V196H217ZM250 196V194H248ZM248 195H244L243 197H241V201L239 202V211L240 209H242L244 207V205L246 204H250V202H252L254 200V198L251 199V196L250 197H247ZM32 196V195H31ZM87 196V201L89 203H91V196L89 194H86ZM89 196V197H88ZM143 196V197H141ZM150 196V197H148ZM196 196V197H195ZM221 196V198H219ZM226 196V197H225ZM232 196V197H231ZM115 197V203H114V208L118 209L119 208V211L121 210L122 212V202H121V198H116ZM136 197V198H135ZM147 197V198H146ZM152 197V198H151ZM186 197V199H185ZM188 197V198H187ZM231 197V198H230ZM30 199H28L30 202L29 204L32 206H34L35 204V200L36 197L32 196L30 197ZM33 199V202H32V199ZM69 198V197H67ZM152 200V202L149 200ZM178 198V199H177ZM199 198V199H197ZM201 198V199H200ZM105 199V200H104ZM160 199V200H158ZM191 199V201H189ZM219 199V200H218ZM222 202L220 203L219 201ZM228 199V200H227ZM249 199H251L252 201H249ZM103 200L105 202H103ZM139 200L141 202H139ZM186 200V201H185ZM226 200V201H224ZM256 200V201H255ZM254 200V203L250 204L251 205V208H252V219L251 221L248 222L249 225L248 226V229H247V232H246V241H247V245H248V249L246 251V254H244V252H238V256L235 255V257L233 259H238L237 260H234L232 262H235L233 264H264V219H262V217L264 218V210L260 209L261 207L264 208V204H261V203H264L263 201H261L260 199H255ZM260 200V202H259ZM119 201V202H118ZM178 201V202H177ZM189 201V202H188ZM206 201V202H204ZM236 201V200H235ZM191 202V203H190ZM196 202V203H195ZM257 202H259L257 205ZM141 203V204H140ZM186 203V204H185ZM195 203V204H194ZM217 203V204H216ZM256 203V204H255ZM59 204V203H57ZM92 204V203H91ZM101 204V205H100ZM137 204V205H136ZM173 204V205H172ZM194 204V205H193ZM207 204V205H206ZM223 206H220L222 205ZM225 204V205H224ZM61 205H64L63 207ZM139 205V206H138ZM150 205V206H149ZM152 205V206H151ZM227 205V207H226ZM261 205V206H260ZM263 205V206H262ZM69 206V209L71 207V210L69 213L72 212L73 210V204L69 201V200H66V203L64 204H61L60 205H57L56 206V211L59 209H62V210H66V208ZM102 206H104L102 208ZM258 206V207H257ZM260 206V208H259ZM60 207V208H58ZM62 207V208H61ZM137 207V208H136ZM154 209H153V208ZM164 209H162V208ZM169 207V208H167ZM193 207V208H191ZM202 207V208H201ZM211 207V208H210ZM1 206H0V213H2V217L4 218L3 219V222H7V218L12 220L11 222V225L13 227L10 226V223H9V226L7 227L8 230L12 229V238L15 239V241L17 242L19 239L18 237V234L14 231L15 229V225L17 227V224L15 222L17 221H14L15 218L14 216L15 215H12V216H7V215H4L3 216V210H1ZM98 208V207H97ZM102 208V209H101ZM121 208V209H120ZM197 208V209H195ZM201 208V209H200ZM226 208V209H225ZM174 209V210H173ZM189 209V210H188ZM205 209V210H204ZM58 210V211H59ZM161 210V211H160ZM188 210V211H187ZM191 210V211H190ZM209 212H207V211ZM261 210V213L260 211ZM68 208H67V212H68ZM154 211V212H153ZM156 211V212H155ZM164 211H166L165 213L167 214V216L165 215ZM171 211V212H170ZM176 211V212H175ZM202 211V212H201ZM211 211V212H210ZM174 214H173V213ZM181 212V213H180ZM225 212V213H224ZM134 213V214H133ZM156 213V215H155ZM161 213V215H160ZM162 213H163V217H162ZM178 213V214H176ZM196 213V215H195ZM223 215H222V214ZM257 213V214H256ZM176 214V215H175ZM134 215V216H133ZM154 215V216H153ZM159 215V216H158ZM165 215V216H164ZM53 216V217H52ZM52 216H50L51 220L49 219V224L47 225V227L45 228V236L43 237L39 231L37 230H31L29 231V233L27 234V238L26 239H29L27 240L26 242V247L28 248L29 252L32 254V255H36L35 257L37 258L38 261L46 258L47 256L49 255H62L63 257H65V254L66 252L68 251V249H70V244L72 246H75L77 245V249L78 250H81L84 251V254L85 256L88 258V248H87V245L85 244L84 241H86L85 238H82L80 239L75 233L73 232H69V231H66L67 229L64 227H59L61 226L59 224L58 226V223H55V219L57 218L56 217V214H52ZM55 216V218H54ZM153 216V217H152ZM256 216V217H255ZM10 217V218H9ZM88 217V216H87ZM86 217V218H87ZM137 217V218H136ZM155 217H158V219H156ZM160 217V218H159ZM162 217V218H161ZM166 217V218H165ZM172 217V218H171ZM218 217V218H217ZM137 219V220H134V219ZM175 218V221L178 222L176 223L175 221L173 222V219ZM200 218V219H199ZM156 219V220H155ZM165 219L168 221H165ZM204 219V220H203ZM208 219V220H207ZM211 219V220H210ZM261 221H260V220ZM120 223H122V220L123 219H119ZM215 220V221H214ZM14 221V222H13ZM86 224L88 225V223L90 221H88V218L87 220H85ZM156 223H155V222ZM166 225H165V223ZM183 221H184V224H183ZM261 223H260V222ZM52 222V223H51ZM180 222V223H179ZM189 222H190V225H189ZM206 222L210 227L208 230L205 229V223ZM263 222V223H262ZM15 223V224H14ZM55 223V224H54ZM155 223V224H154ZM167 223H168V226H167ZM170 223V224H169ZM175 223V224H174ZM119 224V223H118ZM172 224V225H171ZM179 224V226H177ZM86 225V228L88 231H86L87 233L84 234L87 238L89 236V238L87 240H89L90 238H93L94 240H96L95 242L98 244V245H104V238L102 239L103 236V233L101 225L97 224L96 225ZM98 225V226H97ZM120 225V224H119ZM176 225V227L174 226ZM49 226V227H48ZM54 226V227H53ZM94 226V228L92 227ZM170 226V227H169ZM184 227L182 229V227ZM190 226V227H188ZM202 226V228H201ZM204 226V227H203ZM59 227V228H58ZM91 227V228H90ZM169 227V228H168ZM173 227V228H172ZM61 228V229H60ZM179 230H178V229ZM194 233V237H193V233ZM197 228V229H196ZM6 229V230H7ZM91 229V230H90ZM95 229V230H94ZM169 229V230H167ZM177 229V230H176ZM189 229V230H187ZM215 230V231H210V230ZM63 230V231H61ZM65 230V231H64ZM102 230V231H100ZM187 230V232H186ZM204 230V231H203ZM11 231V230H10ZM91 231V232H90ZM93 231V233H92ZM95 231H100L99 234H97L98 232H95ZM175 231V233H173ZM176 231H178V234ZM195 231V232H194ZM37 232V233H36ZM57 232V233H56ZM68 232V233H67ZM90 235H89V233ZM102 232V234H101ZM170 232V233H169ZM172 232V233H171ZM191 232V233H189ZM34 233V234H33ZM95 233V236L93 235ZM189 233V234H188ZM197 233V234H195ZM205 233V234H204ZM32 234V235H31ZM37 234V235H36ZM69 234V235H67ZM176 234V235H175ZM178 234V236H177ZM93 235V237H91ZM171 235V236H170ZM175 235V236H174ZM202 235V236H201ZM204 235V237H203ZM41 236V237H40ZM69 236V237H68ZM77 236V238H76ZM100 237V238H97ZM185 236V238H181ZM15 237V238H14ZM39 237V238H38ZM43 237V238H42ZM72 237V238H71ZM173 237V238H172ZM178 237V240L180 241H176ZM180 237V238H179ZM189 237V238H188ZM202 237V238H201ZM56 238V239H55ZM61 238H64L65 239V242L61 243ZM69 238V239H68ZM96 238V239H95ZM18 239V240H17ZM85 239V240H84ZM99 239V240H97ZM182 239V240H181ZM184 239V240H183ZM202 239V240H203ZM53 240V241H52ZM206 240H203V241H206ZM103 241V242H101ZM174 241V242H173ZM184 241V242H183ZM249 241V242H248ZM183 242V243H182ZM186 242V243H185ZM59 243V244H58ZM83 243V244H82ZM169 243V244H168ZM175 243V244H174ZM65 244V245H64ZM86 245V246H80V245ZM177 244V245H176ZM186 244V245H185ZM181 245L183 247H181ZM212 245V244H211ZM64 246V247H63ZM69 246V247H68ZM179 246V247H178ZM2 244L0 243V248H2ZM82 247V248H81ZM214 248L217 247V246H213ZM211 246L210 248V263L213 261L216 262L219 260V258L221 257L222 258V251L223 249H221L220 247L216 248V250ZM84 248V249H83ZM87 248V249H86ZM166 248V249H167ZM185 250H183V249ZM86 249V250H85ZM169 249V248H168ZM182 249V250H181ZM215 251H213V250ZM258 249H261L262 251V255L261 256H258L257 254V251ZM219 252L218 254L214 253V252ZM51 252V253H50ZM174 252V253H173ZM213 252V253H212ZM173 253V255H172ZM251 253V254H250ZM87 254V255H86ZM182 254V253H181ZM241 254V255H239ZM244 254V255H243ZM172 255V256H171ZM217 255V257H216ZM246 255V256H245ZM250 257H249V256ZM2 255L0 254V264L3 262L5 264H9L8 262H6L4 259H3V256L1 257ZM220 256V257H219ZM243 256V257H242ZM248 256V257H247ZM254 256V257H253ZM258 256V257H257ZM91 257V255H90ZM168 257V258H167ZM172 257V258H170ZM237 257V258H236ZM216 258V260H215ZM244 258V260H243ZM3 261H2V260ZM170 259H173V260H170ZM246 259H247V262H246ZM256 259V260H254ZM212 260V261H211ZM215 260V261H214ZM260 260V261H259ZM90 261V260H89ZM258 261V262H257ZM263 261V262H262ZM238 262V263H237ZM240 262V263H239ZM209 263V264H210ZM211 263V264H213ZM85 264H96L95 262L93 261H90L89 263H85Z\"/></svg>",
  "mask_w": 264,
  "mask_h": 264
},
{
  "label": "bare ground",
  "instance_id": "6f19581e",
  "mask_svg": "<svg viewBox=\"0 0 264 264\" xmlns=\"http://www.w3.org/2000/svg\"><path fill=\"white\" fill-rule=\"evenodd\" d=\"M62 1V0H61ZM64 1V0H63ZM66 2H67V4H68V9L70 10V11H73V10H78V11H84V10H89L92 14H97V10H98V8H100L101 6L103 7V5L106 3V1L105 0H65ZM112 1H114V0H112ZM123 1V0H122ZM125 1V0H124ZM123 1V2H124ZM138 1V0H137ZM136 1V2H137ZM144 1V0H143ZM146 1H148V0H146ZM150 1H152L153 3H155V2H158V1H163V4H165L164 5V7H165V11H163L164 13H162L164 16H166V18L169 16H167V14H170V11L172 12V13H174V12H176L175 11V9H174V7L176 6H172V4H171V1L172 0H150ZM185 1V0H184ZM230 1H232V0H230ZM234 1V0H233ZM236 1V0H235ZM238 1V0H237ZM241 1V3L239 2V4H241V7H238V8H242V10H243V7L245 6V7H247V9L246 8H244V9H246V11H245V15L244 16H247L246 18H248V17H250V18H248L247 20L250 22L249 24H247V26L249 25L250 26V28H248V29H246V30H249L250 32H251V36L249 37L250 38V43L252 42L253 44V46H252V48L249 50V53H252V55H257V54H259V55H261V57L259 58V60L257 59V61L259 62H261V64H262V67H259L258 69L256 68L255 69V66H254V69H255V71H253V72H257V74H259L260 76H262L263 78H264V0H249V5H247V3L246 2H248L247 0L246 1H242V0H240ZM8 2H10V1H8ZM56 1L55 0H15V3H14V5H15V9L14 8H12V9H14V18L16 19V22H19V27H20V29H19V35H18V37H17V42H18V45H20L21 44V34H23V32H22V27H23V22H24V19H25V17H26V14H28V12L30 11V10H33V8L37 5H41V7H39L38 9H40L41 8V12H42V14H44V16H43V19L41 20V18L39 19V25L37 26V27H35V28H37V31H38V34H36L37 32H35L34 33V37L30 40V38H29V40L32 42L33 40H35V39H37V38H42V41L41 40H39V41H41L42 43H43V41L44 40H46L47 42H50L51 44H53V46L54 47H60L61 48V51H62V53H63V55L66 57V51H67V48H65L66 46H67V43L70 41V39L71 38H74L76 41H78L77 40V38H76V35H78V29L75 27V26H73V24L71 23V21L69 22H67L66 21V23H64V24H62V25H60V24H54L55 22H53L54 20H53V17H50L51 16V12H52V9H53V7H54V5H56L57 3L59 4V2L57 1V3H55ZM115 2V1H114ZM126 2V1H125ZM129 2H130V0H129ZM173 2V1H172ZM186 2V3H185ZM184 3V11H182L181 9H179L180 10V12H182L183 13V21L182 22H184V24H183V26H184V29H186V32H187V27H188V24H187V22L189 21H187V19H189L190 17H191V14H192V8H193V5H192V3H193V0H186ZM206 3V8L208 9V11H210L211 13H212V10H214V5L216 4L215 3V1L214 0H206L205 1ZM245 2V5L242 7V4ZM112 3V2H111ZM110 2L108 3L107 2V7H109L111 10H113V8L115 7L114 5H113V3L111 4ZM116 3V2H115ZM138 3V2H137ZM183 3V2H182ZM220 3V2H219ZM236 3V2H235ZM238 3V2H237ZM5 4H7L6 3V0H0V8H2V7H4V5ZM11 4H13V2L12 3H10V6H11ZM66 4V5H67ZM131 4V3H130ZM152 4V3H151ZM162 4V5H163ZM178 4V3H177ZM198 4V3H197ZM227 4V3H226ZM230 4V3H229ZM228 4V5H229ZM238 4V5H239ZM174 5V4H173ZM204 5V4H203ZM237 5V4H236ZM8 6V5H7ZM10 6H8V8H7V10H9V8H10ZM126 6V5H125ZM137 6V5H136ZM12 7V6H11ZM56 7V6H55ZM131 7H133L132 5H131ZM160 7V6H159ZM234 7H235V5H234ZM6 8V7H5ZM37 8V7H36ZM35 8V9H36ZM60 8V7H59ZM129 8V7H128ZM176 8H177V6H176ZM178 8H180V7H178ZM228 8V7H227ZM227 8H225V10L227 9ZM237 8V9H238ZM11 9V10H12ZM35 9H34V11H35ZM103 9V8H102ZM216 9V8H215ZM1 10V9H0ZM5 10V9H4ZM4 10H3V12H4ZM65 10V9H64ZM127 10H129V9H127ZM126 9L124 10V9H118L117 11H116V13H117V16H118V18H119V20L122 22V24L124 25V28H125V31H123V28H121L122 29V32H124V44L122 43V41L123 40H121V38H122V36H121V38L119 39V45H120V42H121V45H122V47H120L119 46V48H121V54H120V57H121V59H120V66H119V78H120V82H121V84H122V86L125 88V87H128L129 89H130V91H128V95H130V92L132 93V92H137L136 90H137V87H139L140 88V86L139 85H143V84H145L146 86H149V84H147V83H149V81H147L146 80V82H144V75L142 74V78L143 79H140V76H141V74L138 72V69H137V67H138V65H136V59H135V57H134V55H133V53H132V49H133V47H135V45H134V42H135V40H136V38L137 39H141L142 41H145L147 44V48L149 47V45L151 44V43H153L154 41H157L158 40V43H159V41H162V40H165L166 41V39L168 40L169 39V34L167 33V30H166V25L167 24H165V28H164V21H170V17H168V20H165V19H163L162 18V20L161 21H163L164 23H162V22H160V23H157L156 21L154 22H150V21H148V19L147 18H142V16L140 17V13H139V16L137 15L138 14V10H136V12H137V14H136V12H134V10H132V11H127ZM203 10V9H202ZM248 10V11H247ZM10 11V10H9ZM33 11V12H34ZM99 11V10H98ZM106 11V10H105ZM11 12V11H10ZM80 12V13H81ZM96 12V13H95ZM113 12V11H112ZM132 12V13H131ZM160 12V11H159ZM179 12V11H178ZM209 12V13H210ZM226 13L225 14H229V13H227L228 11H225ZM235 12V11H234ZM237 12H238V10H237ZM246 12L248 13L249 12V16L248 15H246ZM11 13H13V11L11 12ZM10 13V14H11ZM26 13V14H25ZM36 13H39V12H35V14ZM80 13L78 12V14L80 15ZM85 13V12H84ZM98 13H100V12H98ZM171 13V14H172ZM198 13H199V11H198ZM204 13H205V11H204ZM224 13V12H223ZM4 14V13H3ZM6 14V13H5ZM68 14V13H67ZM76 14H77V12H76ZM91 14V15H92ZM161 14V13H160ZM196 14V13H195ZM200 14V13H199ZM202 14V13H201ZM224 14V15H225ZM233 14V13H232ZM33 15V14H32ZM55 15V14H54ZM90 15V16H91ZM112 15V14H111ZM173 15V14H172ZM171 15V16H172ZM193 15V14H192ZM198 15V14H197ZM208 15V14H207ZM219 15H221L220 13H219ZM234 15V14H233ZM233 15H231V16H233ZM1 16V15H0ZM29 16H31V15H29ZM82 16V15H81ZM107 16V15H106ZM161 16V15H160ZM160 16H159V18H160ZM194 16V15H193ZM210 16V15H209ZM216 16H217V14H216ZM236 16V14L233 16V17H235ZM238 16V15H237ZM12 17V16H11ZM70 17V16H69ZM77 17V16H76ZM86 17V16H85ZM89 17V16H88ZM92 17H93V15H92ZM113 17V16H112ZM163 17V16H162ZM173 17H174V15H173ZM220 17V16H219ZM226 17V16H225ZM233 17H232V19H233ZM4 18V17H3ZM7 18V17H6ZM36 18V17H35ZM75 18V17H74ZM80 17H78V19H79ZM156 18V17H155ZM177 18V17H176ZM192 18V17H191ZM204 18V17H203ZM205 18H207V17H205ZM211 18V17H210ZM216 18V17H215ZM214 18V19H215ZM230 19H231V17H229ZM229 18L227 17V20H229ZM237 17H235L233 20H234V22H235V19H236ZM2 19V18H1ZM33 19V18H32ZM70 19H73V18H70ZM90 19V18H89ZM161 19V18H160ZM171 19H172V17H171ZM207 19H209V18H207ZM223 19V18H222ZM35 20V19H34ZM41 20V21H40ZM61 20V19H60ZM100 20H102V19H100ZM104 20V19H103ZM108 20H109V18H108ZM157 20H158V18H157ZM190 20H192V19H190ZM196 20V19H195ZM204 20V19H203ZM202 20V21H203ZM210 21H208V22H212L211 21V19H209ZM238 20V19H237ZM246 20V19H245ZM78 21V20H77ZM80 21V20H79ZM92 21V20H91ZM95 21V20H94ZM168 21V22H169ZM193 21V20H192ZM191 21V22H192ZM207 21V20H206ZM31 22V21H30ZM33 22H35V21H33ZM96 22H98V20H96L95 22H93V23H96ZM106 22V21H105ZM114 22V21H113ZM115 22H117V21H115ZM198 22V21H197ZM214 22V21H213ZM212 22V23H213ZM217 22H220V21H217ZM224 22V21H223ZM233 22V21H232ZM237 22V21H236ZM15 23V22H14ZM25 23V22H24ZM27 23V22H26ZM81 23V22H80ZM119 23V22H118ZM205 23V22H204ZM211 23V24H212ZM121 24V23H120ZM193 24V23H192ZM209 24V23H208ZM207 24V25H208ZM215 24V23H214ZM234 24H237V23H234ZM18 25V24H17ZM96 25V29H97V27H98V24H95ZM94 25V26H95ZM169 25V24H168ZM204 25V24H203ZM206 25V24H205ZM204 25V26H205ZM213 25V24H212ZM212 25H211V27H212ZM225 25V24H224ZM256 25H257V28L255 29V27H256ZM77 26V25H76ZM82 26V25H81ZM93 26V25H92ZM94 26H93V29H95L94 28ZM175 26V25H174ZM198 26H200V25H198ZM214 26V25H213ZM172 27V26H171ZM203 27V26H202ZM206 27V26H205ZM215 27V26H214ZM219 27V26H218ZM220 27H221V25H220ZM89 28H92L91 26L89 27ZM167 28H170V27H168L167 26ZM175 28V27H174ZM195 28V27H194ZM208 28V27H207ZM229 28H231V27H229ZM247 28V27H246ZM93 29H92V31H93ZM198 29V28H197ZM203 29H204V27H203ZM210 29V28H209ZM2 30V29H1ZM88 30H90V29H88ZM87 30V31H88ZM196 30V29H195ZM213 30H215V29H213ZM218 30H219V28H218ZM230 30H232V28L231 29H229V31ZM26 31V30H25ZM80 31H83V30H80ZM91 31V30H90ZM89 31V32H90ZM249 31H248V33H249ZM2 32V31H1ZM16 32V31H15ZM98 32V31H97ZM200 32V31H199ZM202 32V31H201ZM200 32V33H201ZM206 32V31H205ZM211 32V31H210ZM209 32V33H210ZM215 32V31H214ZM217 32V31H216ZM231 32H233V31H231ZM229 33L228 32V34H229V37H226V39L228 40V38H229V40L227 41V42H229V45L231 46L232 45V43H230L232 40H236L237 41V39L236 38H234V39H231V38H233L234 36V33H233V35H231L232 33ZM30 33V32H29ZM88 33V32H87ZM94 33V32H93ZM121 33V32H120ZM207 34V35H205V37H202L201 38V42H206L205 40L208 38L209 40H210V43H208V44H210V47L209 48H207V51L209 50V52H212L213 54H214V57H215V55L217 56V53H221V54H224V55H228V56H230V52L229 51H227L228 50V47L226 48L227 50L225 51V50H220L219 49V45L217 46V44L219 43H217V41H219L218 40V38H219V36H218V34H217V36H215V39L216 40H213L212 39V36L210 35V34ZM218 33V32H217ZM24 34H25V32H24ZM33 34V33H32ZM172 34V33H171ZM203 35L204 34H206V33H202ZM236 34V33H235ZM239 34V33H238ZM246 34H247V32H246ZM245 34V35H246ZM1 35V34H0ZM3 35V34H2ZM25 35H27V33L25 34ZM88 35H90V34H88ZM97 35V34H96ZM99 35V34H98ZM120 35V34H119ZM117 36V37H120V36ZM186 35V34H185ZM197 35V34H196ZM245 35H237V37H245ZM249 35H250V33H249ZM248 35V36H249ZM24 35H22V37H23ZM28 36H29V34H28ZM27 36V37H28ZM173 37H174V35H172ZM247 36V37H248ZM5 37V36H4ZM81 37H82V35H81ZM80 37V38H81ZM84 37V36H83ZM171 37V36H170ZM197 37V36H196ZM195 37V38H196ZM89 38H91V37H89ZM93 38V37H92ZM100 38V37H99ZM98 38V39H99ZM200 38V37H199ZM24 39V38H23ZM44 39V40H43ZM205 39V40H204ZM207 39V40H208ZM245 39V38H244ZM1 40H2V38H1ZM74 40V41H75ZM79 40H81V39H79ZM90 40V39H89ZM93 40V39H92ZM91 40V41H92ZM97 40V39H96ZM100 40V39H99ZM121 40V41H120ZM140 40V41H141ZM187 40V39H186ZM238 40H239V38H238ZM243 40V39H242ZM82 41V40H81ZM86 41V40H85ZM90 41V42H91ZM94 41V40H93ZM101 41V40H100ZM141 41V42H142ZM177 41V40H176ZM192 41V40H191ZM199 41V40H198ZM243 41H247V40H243ZM95 42V41H94ZM99 42V41H98ZM240 42L242 43V41L240 40ZM3 43V42H2ZM76 43H78V42H76ZM168 43V42H167ZM172 43V42H171ZM174 43V42H173ZM186 43H188V42H186ZM197 43V42H196ZM204 43H203V45H204ZM240 43V44H241ZM246 43H248L249 44V42L247 41ZM246 43H244V45H246ZM36 43H34V44H32V45H35ZM39 44V43H38ZM81 44V43H80ZM79 44V45H80ZM88 44V43H87ZM95 44V43H94ZM97 44V43H96ZM95 44V45H96ZM100 44V43H99ZM138 44V43H137ZM163 44V43H162ZM169 44V43H168ZM192 44V43H191ZM190 44V45H191ZM198 44V49H200L199 48V45H200V47H201V44H199V43H197ZM228 44V43H227ZM233 44H235V43H233ZM247 44V45H248ZM26 44H24V46H25ZM174 45V44H173ZM28 46H29V44H28ZM28 46L26 45L24 48H25V50H27L28 49ZM84 46V45H83ZM97 46V45H96ZM103 46V45H102ZM164 46V45H163ZM176 46V45H175ZM195 46H196V44H195ZM209 46V45H208ZM225 46H226V44H225ZM229 46V47H230ZM1 47V46H0ZM4 47V46H3ZM38 47H40V46H38ZM45 47V46H44ZM48 47V46H47ZM77 47V46H76ZM92 47V46H91ZM95 47V46H94ZM94 47H92V48H90V49H88L89 50V52H87L88 54H84L83 56H84V59L83 58H81V59H83L84 60V65H85V68L87 69H85V73H89V74H91V75H95V78H97V80H98V77H97V74H99L98 72H100V71H102L101 69H102V67H101V65L99 66V59H98V56H97V54H96V49L94 48ZM194 47V46H193ZM232 47V46H231ZM247 47V46H246ZM19 48V47H18ZM46 48V47H45ZM45 48H43V49H45ZM137 48V47H136ZM221 48H222V46H221ZM236 50V52H239V56H236V57H234L233 58V60H231V62H232V69L234 68V70H235V72H236V81H234V82H236V84H242V83H244V80L246 79V81H247V79H248V75H249V73H247L248 71H247V68L248 67H250L249 65L248 66H246L247 64H248V61H247V59L248 60H250V59H252V58H250L251 56H248L249 58H246L245 57V53H246V51H245V49H244V47H242V48H240V49H238V47H234ZM40 49H41V47H40ZM97 49H99L98 47H97ZM204 49V48H203ZM247 49H248V47H247ZM22 50V49H21ZM81 50V49H80ZM79 50V51H80ZM102 50V49H101ZM173 50H174V48H173ZM195 50V49H194ZM231 50H233V47H232V49ZM5 51V50H4ZM31 51V50H30ZM44 51V50H43ZM42 51V52H43ZM54 51H55V49H54ZM54 51H52V53L54 52ZM84 51V50H83ZM105 51V50H104ZM143 51V50H142ZM1 52V51H0ZM23 52V51H22ZM22 52H21V54H22ZM103 52V51H102ZM119 52V51H118ZM174 52V51H173ZM19 53V52H18ZM51 53V52H50ZM249 53H247L246 54V56L249 54ZM24 54V53H23ZM26 54V53H25ZM40 54V53H39ZM38 54V55H39ZM57 54V53H56ZM103 54V53H102ZM118 54V53H117ZM213 54H212V56H213ZM218 54V56H220ZM14 55H16V54H14ZM47 55V54H46ZM54 55V54H53ZM58 55V54H57ZM119 55V54H118ZM11 56V55H10ZM26 56H28V55H26ZM31 56V55H30ZM56 56V55H55ZM71 56V55H70ZM105 56V55H104ZM184 56H186V55H184ZM258 56V55H257ZM51 57V56H50ZM58 57V56H57ZM63 57V56H62ZM117 57V56H116ZM259 57V56H258ZM257 57V58H258ZM3 58V57H2ZM11 58V57H10ZM15 58V57H14ZM19 58V57H18ZM144 58V57H143ZM188 58V57H187ZM185 59V60H188V59ZM210 58V57H209ZM216 58V57H215ZM214 58V59H215ZM229 58V57H228ZM227 58V59H228ZM232 58V57H231ZM28 59V58H27ZM46 59H49V58H46ZM58 59V58H57ZM219 59H221V58H219ZM256 59V58H255ZM4 60V59H3ZM8 60V59H7ZM25 60V59H24ZM23 60V61H24ZM64 60V59H63ZM109 60V59H108ZM107 60V61H108ZM118 60V59H117ZM138 60V59H137ZM207 60V59H206ZM213 60V59H212ZM216 60V59H215ZM253 60V61H252ZM252 60H250V61H252L253 63H254V57H253V59ZM48 61V60H47ZM71 61V60H70ZM103 61V60H102ZM101 61V62H102ZM119 61V60H118ZM189 61V60H188ZM220 61V60H219ZM250 61H249V64H250ZM54 62V61H53ZM56 62V61H55ZM138 62V61H137ZM187 62V61H186ZM204 62V61H203ZM212 62V61H211ZM215 62V61H214ZM247 62V63H246ZM21 63V62H20ZM46 63V62H45ZM60 63V62H59ZM182 63V62H181ZM184 63H185V61H184ZM216 63V62H215ZM256 63V62H255ZM254 63V64H255ZM14 64H16V63H14ZM58 64V63H57ZM114 64V63H113ZM252 64V63H251ZM27 65V64H26ZM56 65V64H55ZM54 65V66H55ZM59 65V64H58ZM83 65V66H84ZM108 65V64H107ZM217 65V64H216ZM45 66V65H44ZM105 66V65H104ZM141 66V65H140ZM170 66H172V65H170ZM183 66V65H182ZM213 66V65H212ZM252 67H253V64L251 65ZM14 67V71L13 72H15V80H16V84H17V86L18 87H20V86H23L24 88H25V91L26 90H30V87L31 88H34V89H36V90H38L37 92H38V94L41 96V98L43 99V101L41 102L42 103V108H41V112L42 113H38V111H37V113H28L27 114V118H25L22 114V116L24 117V119L25 120H23V118H22V120L24 121V123L26 124V128H28L29 129V131L30 132H32V133H34V131H37V134H38V132H39V134H40V136L39 137H41V131L43 130V129H45L44 127H46V125L45 126H42V125H44V123H46L45 121H48V120H50L49 122L50 123H52L53 125H54V128H55V131H56V133H57V135H56V137L59 139H57L59 142H61V145H63V151L64 152H66V154L65 153H63V154H65V158H66V160H67V154H69L68 152L71 150V148L74 150V165L72 166H69V167H67V164H68V162L66 161V160H64V161H66V165H63L64 167H62V168H58L57 166H59V165H57L56 167L57 168H55V170L52 172L51 170L50 171H47V173H46V171H44V168H42V165H41V163H43L44 161H40V163L37 161V160H34V159H32L33 157H35V156H33L32 157V155H31V157L32 158H30L29 159V161L28 162H18V163H16V166H17V168H15V169H17V171H16V177H17V181H16V186H14V187H10V185H7L6 187L4 186V185H6V184H3V181H2V187H0V206L2 207L1 208V210H3V216L4 215H9V216H12V215H15L14 216V218H15V220L14 221H17V222H15L16 224H17V227H16V225H15V229H14V231L18 234V236H16V237H18V241L16 242L15 241V239H13L12 238V229H13V227H12V225H11V222H12V220H11V218L10 219H8V217H6L7 218V222H3V217H2V213H0V243L2 244V248H0V254L3 256V259L6 261V262H8L9 264H85V263H89L90 261H93V262H95L96 264H167V261L169 260V258H168V260H166V253H168L169 255H170V253L169 252H167V250H169V251H171V247L173 248V247H175V246H170V244H171V240L169 239L168 240V237H166V234L168 233V231H167V233L166 232H164V231H166V228L164 229V224H163V219H158V217H155L156 219H158L159 221H158V226H157V229L155 228V230H153L152 228L156 225L155 223L157 222H155L154 224V226L153 227H150L151 226V223L153 222V220H151V212H150V210L149 209H151V208H148V203L149 202H147L148 200H143L142 202L139 200V202H141L140 204V210H139V214H138V221H134V222H130V214H131V212H132V210H133V204H132V200H131V197H130V195H129V192H128V189L130 190V186H139V187H141L140 185L142 184V181L141 180H138V179H136V177H131L130 176V173L128 174V173H123V174H121L120 175V178H119V181H117L118 179H117V177H116V179H115V175H113V173H115V170H116V168L118 167H114V165H110V169H115V170H113L114 172L112 173V174H110V172H107L108 171V168H109V166H107L106 164H102L103 162L101 161V158H100V154H99V151L100 150H98V146H96V145H87V143H86V141H87V139L85 138V132H84V124H85V122H84V115H83V113H82V111L79 109V110H77V115H76V117H75V122H74V124L72 125L71 124V122H70V120H69V116L71 115H69L68 116V113H66V111H65V109L64 108H62L61 106H60V104L58 103L59 101L58 100H61V99H58V93H59V95H60V92H64V89H68V86L66 85H61V87H59V86H56L57 88H55L53 85L54 84H52V82H50L49 80H51V79H49L48 80V78H45L46 76H44L45 75V72H44V74H43V72H41L42 70L43 71H46V69L44 70V69H42L41 70V68L40 69H37V70H35V71H33V70H31L30 72H28V73H25L24 72V69L22 70V68H20L19 67V64L17 63L15 66H13ZM39 67V66H38ZM60 67V66H59ZM99 67H100V71H99ZM247 67V68H246ZM20 68V69H19ZM25 68V67H24ZM49 68V67H48ZM104 68V67H103ZM172 68V67H171ZM171 68H170V70H171ZM205 68H208V67H205ZM229 68V67H228ZM5 69V68H4ZM28 69V68H27ZM35 69V68H34ZM83 69V68H82ZM113 69V68H112ZM175 69V68H174ZM189 69V68H188ZM213 69H214V66H213ZM250 69V68H249ZM7 70V69H6ZM29 70V69H28ZM27 70V71H28ZM41 70V71H40ZM49 70H51V69H49ZM63 70V69H62ZM142 70V69H141ZM144 70V69H143ZM164 70V69H163ZM169 70V69H168ZM207 70V69H206ZM210 70V69H209ZM216 70V69H215ZM59 71V70H58ZM109 71V70H108ZM116 71V70H115ZM167 71V70H166ZM173 71V70H172ZM185 71V70H184ZM247 71V72H246ZM47 72H49V71H47ZM70 72V71H69ZM106 72V71H105ZM174 72V71H173ZM181 72V71H180ZM216 72V71H215ZM228 72V71H227ZM250 72H251V69H250ZM52 73V72H51ZM111 73H113V72H111ZM172 72H168V74H171ZM8 74V73H7ZM47 75L48 74H50V72L49 73H46ZM71 74V73H70ZM116 74V73H115ZM145 74V73H144ZM232 74V73H231ZM173 75V74H172ZM187 75V74H186ZM230 75V74H229ZM49 76V75H48ZM52 76V75H51ZM57 76V75H56ZM82 76V75H81ZM117 76V75H116ZM178 76V75H177ZM224 76H225V71H224ZM257 76V75H256ZM53 77V76H52ZM63 77V76H62ZM84 77V76H83ZM93 77V76H92ZM168 77V76H167ZM184 77V76H183ZM203 77V76H202ZM253 77V76H252ZM261 77V78H262ZM72 78V77H71ZM116 78V77H115ZM118 78V79H119ZM148 78V77H147ZM225 78V77H224ZM229 78V77H228ZM258 78H260V77H258ZM260 78V79H261ZM93 79H94V77H93ZM101 79V78H100ZM163 79V78H162ZM182 79V78H181ZM185 79V78H184ZM193 79V78H192ZM226 79V78H225ZM234 79V78H233ZM256 79H257V77H256ZM260 79H257V80H260ZM3 80V79H2ZM7 80V79H6ZM102 80V79H101ZM160 80V79H159ZM222 80V79H221ZM228 80V79H227ZM229 80H231V79H229ZM235 80V79H234ZM251 80V79H250ZM249 80V81H250ZM264 80V79H263ZM13 81V80H12ZM71 81V80H70ZM104 84L106 83L107 84V86H109V85H111L112 84V77L108 74V76L106 75L105 76V79H104ZM191 81V80H190ZM238 81V82H237ZM262 81V80H261ZM65 82V81H64ZM63 82V83H64ZM101 82V81H100ZM118 82V81H117ZM158 82H160V81H158ZM220 82V81H219ZM218 82V83H219ZM253 82V81H252ZM258 82V81H257ZM263 82V81H262ZM15 83V82H14ZM96 83V82H95ZM161 83H162V80H161ZM171 83V82H170ZM189 83V82H188ZM193 83V82H192ZM216 83V82H215ZM214 83V84H215ZM221 83H222V81H221ZM255 83V82H254ZM261 83V82H260ZM264 83V82H263ZM5 84V83H4ZM59 84V83H58ZM66 84V83H65ZM72 84V83H71ZM98 84H100L99 82H98ZM109 84V85H108ZM163 84H164V86L166 87V88H164L165 90H162L163 91V95L164 94H167L168 93V90L171 88L172 89V86L170 87V88H168L169 86V84L168 83H166V81L164 80L163 81ZM163 84H162V86H163ZM228 84V83H227ZM235 84V83H234ZM235 84V85H236ZM245 84V83H244ZM253 84V83H252ZM90 85V84H89ZM114 85V84H113ZM138 85V86H137ZM156 86H157V83L155 84ZM155 85H153V87L155 86ZM219 85V84H218ZM243 85V84H242ZM254 85V84H253ZM259 85V84H258ZM6 86V85H5ZM16 86V87H17ZM101 86V85H100ZM146 86H145V88H146ZM189 86H190V84H189ZM214 86H216V85H214ZM220 86V85H219ZM219 86H217V87H219ZM225 86V85H224ZM247 86V85H246ZM249 86H250V84H249ZM249 86H247V87H249ZM256 86V85H255ZM74 87H76V86H74ZM92 87V86H91ZM152 87V86H151ZM191 87V86H190ZM193 87V86H192ZM243 87V86H242ZM245 87V86H244ZM254 87V86H253ZM110 89H111V87H109ZM123 88V90H125ZM142 88V87H141ZM148 88V87H147ZM146 88V89H147ZM177 88V87H176ZM184 88V87H183ZM221 88V87H220ZM220 88L218 89V90H220ZM263 88V87H262ZM33 89V90H34ZM88 89V88H87ZM104 89V88H103ZM127 89V88H126ZM143 89V88H142ZM146 89H144V90H146ZM151 88H149V90H150ZM158 89H159V87H158ZM157 89V90H158ZM161 89V88H160ZM168 89V90H167ZM184 89H186V88H184ZM217 88H215V90H216ZM223 89V88H222ZM240 89V88H239ZM248 89H250V88H248ZM2 90V89H1ZM17 90V89H16ZM95 90V91H94ZM93 91H92V89L90 90L91 92H90V101H91V105H90V108H91V110H90V113L89 114H91L93 117L95 116L96 117V114H97V109H96V107H95V105L97 104H95L94 103V100L93 99H95L96 101L95 102H98V98H97V96H98V94L99 93H97V91H96V89H94ZM117 90V89H116ZM141 90V89H140ZM144 90H142V91H144ZM156 90V89H155ZM217 90V91H218ZM246 90V89H245ZM255 90H256V88H255ZM259 90V89H258ZM260 90H262V89H260ZM107 91V90H106ZM148 89L145 91V93H143L144 95V98H142V106H141V108L143 107V109H145V111H144V113H146V114H144V116H146V120H147V122H148V124H150V127L153 129L154 127H156L155 126V124H156V120L158 121L159 119H158V117L160 116V114L161 113H163L164 115H167L166 117H167V120H166V124H167V126L166 127H168L167 128V132L169 131L170 132V140L169 141H167V142H169L168 144L169 145H167L168 146V153H169V159H170V161L173 159V156H174V153H173V151H172V148L174 149V147H173V145L174 144H176L177 143V146H179V145H181V142L180 143H178L177 142V140L178 141H181V140H184L183 138H185V137H181L180 139L181 140H179V136H180V132H182V129H183V125L184 126H189V125H186V124H183V120H185L186 119V115L188 114H186V115H184V117L185 118H183V110H187V107H189V95L187 94V92H186V90H184V91H182L181 93H183L182 94V100H181V103H180V110H179V115H177V114H172V115H170L171 113H170V111L172 110V109H174L173 108V104H172V101L168 98V96L166 97V98H160V97H158L159 95L157 94V93H155V92H152V91H154V89L152 90V91H148ZM165 91V92H164ZM174 91H176V90H174ZM7 92V91H6ZM67 92V91H66ZM69 92V91H68ZM67 92V93H68ZM99 92H101V91H99ZM115 92V91H114ZM161 92V91H160ZM173 92V91H172ZM5 93V92H4ZM9 93H11L10 91H9ZM9 93H8V95H9ZM32 93V92H31ZM34 93V92H33ZM80 93V92H79ZM104 93V92H103ZM112 93V92H111ZM116 93V92H115ZM118 93V92H117ZM125 93V92H124ZM135 93H133V94H135ZM174 93V92H173ZM189 93V92H188ZM218 93H219V91H218ZM218 93L216 94V92H214L213 94V97H212V105H210V106H212L211 108L213 109V110H215L216 112H217V110H216V108L217 109H219L220 107H221V104H220V100L222 99V98H224L225 99V97H219L218 96ZM250 93V92H249ZM1 94V93H0ZM76 94V93H75ZM122 94V93H121ZM176 94H178V93H176ZM191 94V93H190ZM210 94V93H209ZM209 94H208V96H209ZM251 94H252V92H251ZM3 94H1V96H2ZM5 95H7V94H5ZM4 95V96H5ZM29 95V94H28ZM61 95H63L62 93H61ZM69 95V94H68ZM100 95H102V94H100ZM105 95H108V94H105ZM119 95V94H118ZM123 95V94H122ZM158 95V96H157ZM163 95H160L161 97L163 96ZM210 95H212V94H210ZM226 95V94H225ZM33 96V95H32ZM66 96V95H65ZM137 96H138V94H137ZM157 96V97H156ZM166 96V95H165ZM255 96V95H254ZM118 97V96H117ZM136 97V96H135ZM134 97V98H135ZM164 97V96H163ZM172 97V96H171ZM176 97V96H175ZM238 97V96H237ZM250 97V96H249ZM260 97V96H259ZM33 99H34V96L32 97ZM39 98V97H38ZM60 98V97H59ZM63 98V97H62ZM73 98V97H72ZM101 98V97H100ZM137 98V97H136ZM138 98L140 99V97L138 96ZM233 98H235V97H233ZM245 98V97H244ZM251 98V97H250ZM258 98V97H257ZM256 98V99H257ZM41 99V100H42ZM102 99V98H101ZM108 99V98H107ZM129 99H130V97H129ZM171 99H174L173 97L171 98ZM191 99V98H190ZM211 99V98H210ZM230 99V98H229ZM236 99V98H235ZM240 99H242V98H240ZM7 100V99H6ZM37 100V99H36ZM63 100V99H62ZM69 100V99H68ZM133 100V99H132ZM131 100V101H132ZM138 100V99H137ZM174 100H176V98L174 99ZM223 100V99H222ZM258 100V99H257ZM5 101V100H4ZM109 101V100H108ZM107 101V102H108ZM135 100H133V102H134ZM140 101V100H139ZM178 101V100H177ZM204 101V100H203ZM225 101V100H224ZM239 101V100H238ZM240 101H242V103L244 104V101L243 100H240ZM239 101V102H240ZM7 102V101H6ZM64 102H65V100H64ZM85 102V101H84ZM100 102V101H99ZM111 102V101H110ZM192 102V101H191ZM202 102V101H201ZM235 102V101H234ZM237 102V101H236ZM254 102V101H253ZM258 102V101H257ZM2 103H4V102H2ZM2 103H0V104H2ZM62 103V102H61ZM102 103V102H101ZM104 103V102H103ZM136 103V102H135ZM222 103V102H221ZM241 103V102H240ZM240 103H238L237 102V104H239V105H241ZM246 103V102H245ZM250 103V102H249ZM17 104V103H16ZM34 104V103H33ZM38 104V103H37ZM95 104V105H94ZM225 104H226V102H225ZM243 104L241 105L242 107H240L239 106V108L238 109H236V113H235V111H234V114H235V117H234V119H235V121H236V125H237V133H238V135H240V137L238 138V140L236 141L235 140V142H237V143H239L238 145H239V148H238V151L236 150V153H237V156L236 157H238L237 158V161L234 163V165H232L231 167H230V169L228 170V171H226V170H222V168H224V164L223 163H221V165L220 164H217V162H216V164L218 165L217 167L214 165V164H212V162L214 163V161L212 160V159H210V157H209V154H210V143H212V142H210V140H212V138H210V140H209V142L207 143V144H209L208 146H207V148H206V150L204 151V152H202V154H200V155H196L197 157H195V161L193 162V165H192V167H193V173H194V175H195V179L197 178L198 180H199V178H203L204 180H209V183L208 182H204V183H202V184H200V185H198L197 183V189H198V192L199 193H201L202 195H204V196H207V198L209 199V198H211L210 199V202H209V204H208V206H211L212 204H215L214 203V200L216 199V193H218L217 192V190L218 191H221V189H224V188H229L230 190H232L231 192H233L234 193V197L233 198H235V200H234V202H232V205H229L230 207H228V209H227V211H226V214H225V216L223 217V219L221 220V223L220 224H216V226L215 225H212V227L214 226V228H215V230H216V233H211V234H214V236H213V239H211L212 237L210 236V233H209V231H207V234H206V238H207V240L206 239H203L202 237V239L203 240H206V241H203L202 239L200 240V236H198V234L197 233H195V234H197V236H198V239H196V236L194 237V233L192 232V230H191V232L193 233V239L192 240H190V239H188L189 241L187 242V247L185 248L186 249V252L183 254V252H181V251H179V253L177 254V255H175L176 257H173L175 260H176V263L175 264H209L210 263V257L213 255H211L210 256V248H211V246L213 247L214 245L215 246H217V247H213L215 250H216V248H218V247H220L221 249H223V250H221L222 251V258L220 257L219 258V260L218 261H216V262H214L213 263V261L211 262V263H213V264H233V263H235V262H232V261H234V260H237L238 261V259H233L234 257H235V255L236 254H238V252H239V250H240V252L242 251V252H244V254H246V251H247V249H248V245H247V241L245 240L246 238V232H247V229H248V226L247 225H249L248 224V222L249 221H251V219H252V217H251V215H252V208H251V203L253 204L254 203V200L255 199H260L261 201H263L264 202V133L262 132V134H261V132L259 131V134L256 136V139H258L259 140V142H260V144H258V145H260V149H261V155H260V162H259V164H257L258 166H259V170H257L258 171V173H254L255 175L257 174V180L256 181H254L253 182V180H252V178H251V173H250V167H249V157H248V151L246 150V147L244 148V144H245V146H247L246 144L248 143V142H245L246 141V136H247V133H249V131L246 129L247 127H248V124H250L251 122V119L249 120V117H251V116H249V114L248 115H246L247 113L245 112L246 110H245V108H244V106H243ZM257 104V103H256ZM38 105H40V104H38ZM81 105V104H80ZM86 105V104H85ZM102 105V104H101ZM105 105V104H104ZM133 105H135V104H133ZM137 105V104H136ZM208 105V104H207ZM206 105V106H207ZM227 105V104H226ZM9 106H10V102H9ZM73 106V105H72ZM78 106V105H77ZM191 106V105H190ZM248 106V105H247ZM251 106V105H250ZM11 107V106H10ZM38 107V106H37ZM37 107H34V108H37ZM60 107L62 108V110H60ZM79 107V106H78ZM100 107V106H99ZM105 107V106H104ZM113 107V106H112ZM124 107V106H123ZM127 107V106H126ZM138 107H140V106H138ZM195 107H196V105H195ZM198 107V106H197ZM200 107V106H199ZM208 108H209V106H207ZM222 107H225L226 108V106H224V104H223V106ZM235 107V105L233 106V108ZM237 107H238V105H237ZM73 107H71V109H72ZM88 108V107H87ZM210 108V109H211ZM254 108V107H253ZM40 109V108H39ZM38 109V110H39ZM74 109V108H73ZM100 109V108H99ZM139 109V108H138ZM223 109V108H222ZM129 110V109H128ZM142 110V109H141ZM175 110V109H174ZM191 110V109H190ZM197 110V109H196ZM195 110V111H196ZM207 110V109H206ZM29 111V110H28ZM27 111V112H28ZM36 111V110H35ZM99 111V110H98ZM125 111V110H124ZM132 110H130V112H131ZM140 111V110H139ZM210 111V110H209ZM212 111V110H211ZM218 111H220V110H218ZM230 111V110H229ZM1 112H3V111H1ZM30 112V111H29ZM115 112V111H114ZM127 112V111H126ZM172 112H175V111H173L172 110ZM223 112H224V110H223ZM227 112V111H226ZM232 112V111H231ZM248 112V111H247ZM75 113V112H74ZM185 113V112H184ZM218 113V112H217ZM230 113V112H229ZM9 114V113H8ZM85 114V113H84ZM101 114V113H100ZM99 114V115H100ZM110 114V113H109ZM141 114V113H140ZM143 114V113H142ZM192 114H194V113H192ZM192 114H191V116H192ZM206 114V113H205ZM221 114V113H220ZM12 115V114H11ZM121 115H124V114H121ZM138 115V114H137ZM168 115H170V117L168 116ZM177 115V116H176ZM207 115V114H206ZM217 115H219V114H217ZM3 116V115H2ZM9 116V115H8ZM17 116H20V115H17ZM21 116V117H22ZM73 116V115H72ZM91 116V117H92ZM105 116V115H104ZM108 116V115H107ZM128 116V115H127ZM131 116V115H130ZM209 116V115H208ZM220 116V115H219ZM110 117V116H109ZM125 116H120V115H116V116H114L113 118V120H114V123L117 125V127H118V129L119 130H125L126 128H128L129 127V122H131V120L129 119V118H124ZM200 117V116H199ZM221 117V116H220ZM230 117V116H229ZM5 118V117H4ZM4 118H3V123H5V120H4ZM7 118V117H6ZM10 118V117H9ZM18 118V117H17ZM16 118V119H17ZM188 118V117H187ZM216 117L214 116V114H213V111L211 112V114H210V116H209V119H210V123H212V122H214L216 119H215ZM224 118H225V116H224ZM224 118H223V120H224ZM255 118V117H254ZM8 119V118H7ZM6 119V120H7ZM71 119V118H70ZM86 119V118H85ZM97 119H99V118H97L96 117V121H97ZM132 119V118H131ZM144 119V118H143ZM191 119V118H190ZM189 119V120H190ZM232 119V118H231ZM19 120V119H18ZM71 120H73V119H71ZM137 120V119H136ZM135 120V121H136ZM145 120V119H144ZM192 120V119H191ZM22 121V122H23ZM100 121V120H99ZM139 121V120H138ZM138 121H137V123H138ZM161 121V120H160ZM186 121H187V119H186ZM87 122V121H86ZM90 122V121H89ZM146 122V123H147ZM159 122V121H158ZM185 122V121H184ZM192 122V121H191ZM206 122V121H205ZM215 122H217V120L215 121ZM214 122V123H215ZM224 122H226V121H224ZM231 122H234L233 120L231 121ZM2 123V122H1ZM7 123V122H6ZM23 123V124H24ZM88 123V122H87ZM106 123V122H105ZM113 123V124H114ZM145 123V124H146ZM160 123V122H159ZM195 123V122H194ZM209 123V122H208ZM210 123L208 124L209 125V127L212 129L213 127H214V125H216V124H214L212 127L210 126ZM228 123V122H227ZM7 124H11V122L10 123H7ZM89 124V123H88ZM99 124V123H98ZM104 124V123H103ZM107 124H108V122H107ZM207 124V123H206ZM219 124H221V123H219ZM218 124V125H219ZM229 124H231V123H229ZM228 124V125H229ZM1 125V124H0ZM21 125V124H20ZM110 125H112V124H110ZM5 126L7 127V125L5 124ZM4 126V127H5ZM25 126V125H24ZM48 126V128L50 127V125H47ZM97 123L95 122V127H94V130L96 131L97 130ZM108 126V125H107ZM139 126V125H138ZM164 126V125H163ZM191 126V125H190ZM203 126V125H202ZM201 126V127H202ZM220 126V125H219ZM219 126H218V129H219ZM224 126V125H223ZM264 126V125H263ZM262 126V127H263ZM8 127H9V125H8ZM89 127V126H88ZM87 127V128H88ZM149 127V126H148ZM217 127V126H216ZM215 127V128H216ZM222 127V126H221ZM262 127H260V128H262ZM2 128V127H1ZM48 128H47V130H45L46 132L47 131H49L48 130ZM132 128V127H131ZM139 128V127H138ZM146 128V127H145ZM185 128V127H184ZM188 128V127H187ZM191 127H189V129H190ZM215 128H213L214 130H217V129H215ZM223 129L225 128V126L224 127H222ZM227 128V127H226ZM229 128V127H228ZM9 129V128H8ZM115 129V128H114ZM155 129V128H154ZM186 129V128H185ZM209 129V128H208ZM264 129V128H263ZM26 130V129H25ZM86 130V129H85ZM106 130V129H105ZM127 130H129V129H127ZM131 130V129H130ZM158 130V129H157ZM202 130V129H201ZM226 130V129H225ZM247 130V133H245V131ZM8 131V130H7ZM44 131V130H43ZM110 131V130H109ZM147 131V130H146ZM152 131V130H151ZM184 131V130H183ZM188 131V130H187ZM212 132H213V130H211ZM218 131V130H217ZM219 131H220V129H219ZM26 132H27V130H26ZM50 132V131H49ZM54 132V131H53ZM93 132V131H92ZM138 132V131H137ZM202 132V131H201ZM28 133V132H27ZM31 133V134H32ZM51 133V132H50ZM108 133V132H107ZM184 133V132H183ZM220 133H222V132H220ZM235 133V132H234ZM233 133V134H234ZM254 133H256V132H254ZM0 134H2V133H0ZM4 134V133H3ZM30 134V133H29ZM38 134V135H39ZM43 135V137L45 136L44 134H45V132L44 133H42ZM47 134V133H46ZM125 134V133H124ZM149 134V133H148ZM205 134V133H204ZM214 134V133H213ZM227 134V133H226ZM243 134H246V136H244ZM6 135V134H5ZM33 135V134H32ZM48 135V134H47ZM55 135V134H54ZM103 135V134H102ZM150 135V134H149ZM184 136H186L185 134H183ZM216 135H217V133H216ZM223 135V134H222ZM221 135V136H222ZM225 135V134H224ZM252 135V134H251ZM3 136V135H2ZM92 136H94V135H92ZM144 136V135H143ZM153 136V135H152ZM228 137H229V135H227ZM234 136V135H233ZM5 137V136H4ZM35 137H37V136H35ZM87 137H88V135H87ZM123 137V136H122ZM134 137V136H133ZM139 137V136H138ZM206 136H204V138H205ZM211 137V136H210ZM213 137H215V136H213ZM217 137L218 138H220V140H221V138L222 137H220V136H218L217 135ZM216 137V138H217ZM227 137V138H228ZM248 137V136H247ZM255 137V136H254ZM52 138V137H51ZM55 138V137H54ZM155 138V137H154ZM190 138V137H189ZM226 138V139H227ZM42 139H44V138H42ZM49 139H50V137H49ZM132 139V138H131ZM136 139V138H135ZM134 139V140H135ZM162 139V138H161ZM164 139V138H163ZM166 139V138H165ZM231 139V138H230ZM32 140V139H31ZM37 140H38V138H37ZM89 140V139H88ZM142 140V139H141ZM201 140V139H200ZM199 140V141H200ZM205 140H207L206 138L204 139V141H203V143L201 142V144H205L204 142H206ZM215 140H217V139H215ZM222 140H223V138H222ZM233 140V139H232ZM2 141V140H1ZM147 141V140H146ZM164 141V140H163ZM166 141V140H165ZM164 141V142H165ZM198 141V142H199ZM212 141H214V140H212ZM224 141H225V139H224ZM229 141V140H228ZM7 142V141H6ZM32 142H33V140H32ZM38 142V141H37ZM95 142V141H94ZM148 142V141H147ZM157 142V141H156ZM220 141H218V143H219ZM226 142V141H225ZM225 142H223V143H225ZM251 142V141H250ZM256 142V141H255ZM92 143V142H91ZM97 143V142H96ZM215 144L217 143L216 141L214 142ZM232 143V142H231ZM145 144V143H144ZM179 144V145H178ZM220 144H222V141L220 142ZM152 145V144H151ZM190 145H191V143H190ZM224 145V144H223ZM230 145V144H229ZM237 145V144H236ZM236 145H235V148H237L236 147ZM37 146V145H36ZM105 146H107L106 144H105ZM134 146V145H133ZM177 146H175V148L177 147ZM205 146V145H204ZM213 146V145H212ZM225 146V145H224ZM188 147H190V146H188ZM188 147H185V150H186V148L187 149H189ZM217 147V146H216ZM41 148V147H40ZM59 148H61V147H58V149ZM134 148V147H133ZM179 148V147H178ZM182 148H183V146H182ZM182 148H181V150H182ZM202 148H203V146H202ZM212 148V147H211ZM248 148V147H247ZM252 148V147H251ZM4 149V148H3ZM130 149V148H129ZM198 149H201V148H198ZM205 149V148H204ZM203 149V150H204ZM213 149V148H212ZM221 149V148H220ZM255 149V148H254ZM39 150V149H38ZM42 150H43V147H42ZM105 150V149H104ZM177 150V152H178V149H175V151ZM192 150V149H191ZM202 150V149H201ZM217 150H218V148H217ZM223 150H225V149H223ZM7 151V150H6ZM40 151V150H39ZM58 151V150H57ZM145 151V150H144ZM189 151H190V149H189ZM198 151V150H197ZM220 151V150H219ZM254 151V150H253ZM11 152V151H10ZM34 152V151H33ZM37 152V155H38V151H36ZM41 152V151H40ZM39 152V153H40ZM186 152V151H185ZM195 152V151H194ZM200 152V151H199ZM222 151H220V152H218V153H221ZM5 153V152H4ZM35 153V152H34ZM42 153V152H41ZM40 153V154H41ZM85 153H89L88 155L90 156L89 157V159L90 160H88L87 158H86V160H88L87 162L89 163L88 165H87V163H86V161H85ZM104 153H105V151H104ZM107 153H108V151H107ZM141 153V152H140ZM147 153V152H146ZM151 153V152H150ZM154 153V152H153ZM158 153V152H157ZM192 153V152H191ZM190 153V154H191ZM224 153V152H223ZM250 153V152H249ZM2 154V153H1ZM0 154V160H2V162L0 163V177L3 175V172L6 170V171H8L7 169H9L10 170V166H12V165H14V161H12L10 158H3L2 157V155ZM10 154V153H9ZM59 154V153H58ZM61 154H62V152H61ZM138 154V153H137ZM166 154V153H165ZM178 154H181V153H179L178 152ZM183 154V153H182ZM196 154V153H195ZM214 154V153H213ZM226 154V153H225ZM4 155V154H3ZM8 155V154H7ZM7 155H6V157H7ZM11 155V154H10ZM34 155V154H33ZM60 155V154H59ZM70 155V154H69ZM110 155V154H109ZM108 155V156H109ZM158 155V154H157ZM162 155V154H161ZM160 155V156H161ZM184 155V157H185V154H183ZM182 155V156H183ZM187 155V154H186ZM188 155H189V153H188ZM193 155H194V153H193ZM212 155V154H211ZM234 155H236V154H234ZM233 155V156H234ZM42 155H40V157H41ZM64 156V155H63ZM71 156V155H70ZM73 156V155H72ZM114 156V155H113ZM140 156H141V154H140ZM148 156V155H147ZM153 156V155H152ZM168 156V155H167ZM176 156H178V155H176ZM181 156V158H183ZM195 156V155H194ZM215 156V155H214ZM259 156V155H258ZM257 156V157H258ZM9 157V156H8ZM12 157V156H11ZM30 157V156H29ZM37 157V156H36ZM35 157V158H36ZM39 157V158H40ZM46 157V156H45ZM54 157H56L55 155H54ZM163 157H164V155H163ZM179 157H180V155H179ZM189 157V156H188ZM213 157V156H212ZM225 157V156H224ZM39 158H37V159H39ZM50 158V157H49ZM57 158H59V157H57ZM114 158V157H113ZM149 158V157H148ZM194 158V157H193ZM215 158H216V156H215ZM233 158V157H232ZM259 158V157H258ZM43 158H41V160H42ZM107 159H108V157H107ZM112 159V158H111ZM115 159V158H114ZM114 159H113V161H114ZM143 159V158H142ZM187 159V158H186ZM192 159V158H191ZM225 159V158H224ZM229 159V158H228ZM234 159H236V158H234ZM46 160V159H45ZM59 160H61V159H59ZM62 160V163L64 162ZM70 160V159H69ZM68 160V161H69ZM73 160V159H72ZM72 160H71V163H72ZM145 160V159H144ZM151 160V159H150ZM184 160V159H183ZM188 160V159H187ZM211 160H212V162H211ZM218 160V159H217ZM109 161V160H108ZM119 161V160H118ZM146 161V160H145ZM164 161V160H163ZM176 161V160H175ZM179 161H181V160H179ZM191 161V160H190ZM219 161H221V159L220 160H218V162ZM230 161H231V159H230ZM232 161H234V160H232ZM57 162V161H56ZM56 162H54V163H56ZM150 162V161H149ZM178 162V161H177ZM255 162H257V161H255ZM51 163H53V162H51ZM50 163V164H51ZM53 163V164H54ZM106 163V162H105ZM111 163V162H110ZM146 163V162H145ZM156 163V162H155ZM187 163V162H186ZM190 163V162H189ZM230 163V162H229ZM251 163V162H250ZM258 163V162H257ZM50 164H48L47 163V166L48 165H50ZM59 164V163H58ZM60 164H61V162H60ZM63 164H65V163H63ZM118 164V163H117ZM120 164H121V162H120ZM167 161L166 162H164L163 163V165H162V169H161V171H160V178H161V189H160V192L159 193H157V194H159L160 195V197L159 198H161L162 199V201L164 202V203H166V202H168V201H172V197H173V193H172V191L173 190H175V189H173L172 190V185H173V178H171L170 177V175H169V173L172 171V169H170V172H168V175H167V171H169V170H167V165L168 164H172V163H168L167 165ZM179 164V163H178ZM223 164V165H222ZM254 164V163H253ZM43 165H44V163H43ZM104 165H106L108 168H107V176H104V174L102 173V170H103V168H105V166ZM231 165V164H230ZM252 165V164H251ZM256 165V164H255ZM45 166V165H44ZM51 166V165H50ZM49 166V167H50ZM55 166V165H54ZM121 166V165H120ZM142 166V165H141ZM150 166V165H149ZM172 166V165H171ZM170 166V167H171ZM180 166V165H179ZM52 167H53V165H52ZM87 167H89L90 168V171H92V174L89 176V178H87L88 176H86V168ZM126 167H127V165H126ZM144 167V166H143ZM161 167V166H160ZM182 167V166H181ZM184 167V166H183ZM47 168V167H46ZM130 168V167H129ZM158 168V167H157ZM255 168H257V167H255ZM52 169V168H51ZM53 169H54V167H53ZM137 169V168H136ZM153 169H155V167L153 168ZM180 169V168H179ZM253 169V168H252ZM69 170H71V175H70V173H69V175H68V171ZM105 170V169H104ZM134 170V169H133ZM132 170V171H133ZM141 170H142V168H141ZM183 170V169H182ZM191 170V169H190ZM126 171V170H125ZM187 171V170H186ZM224 171H226V173H228L227 174V176H228V178H226V175L224 174ZM49 172V173H48ZM50 172H52V173H50ZM105 172V171H104ZM105 172V173H106ZM123 172V171H122ZM131 172V171H130ZM137 172H138V169H137ZM139 172H141V171H139ZM146 172V171H145ZM174 172V171H173ZM172 172V173H173ZM184 172V171H183ZM252 172V171H251ZM8 173V172H7ZM14 173V172H13ZM109 173V174H108ZM153 173H154V171H153ZM159 173V172H158ZM171 173V174H172ZM177 173V172H176ZM192 173V172H191ZM49 174H53V175H55L54 176V179H52L51 178V175H49ZM135 174V173H134ZM174 174V173H173ZM6 175V174H5ZM89 175V174H88ZM119 175V174H118ZM183 175V174H182ZM116 176H117V174H116ZM133 176V175H132ZM141 176V175H140ZM157 176H158V174H157ZM225 176V177H224ZM4 177V176H3ZM142 177V176H141ZM156 177V176H155ZM7 178V177H6ZM154 178V177H153ZM180 178V177H179ZM179 178H177L176 177V179H179ZM183 178H185L186 179V177H183ZM182 178V179H183ZM52 179V180H51ZM156 179V178H155ZM181 179V180H182ZM196 179V180H197ZM143 180H145L144 178H143ZM147 180V179H146ZM149 180H151V179H149ZM154 180V179H153ZM159 180V179H158ZM7 181V180H6ZM40 181H43L44 183H47L45 186H46V188H40V190H39V188H38V185H39V182ZM176 181V180H175ZM191 181H193V180H191ZM1 182V181H0ZM121 183L122 184V189H121V192H118L117 190H118V183ZM153 182H155V181H153ZM195 182H197V181H195ZM199 182H200V180H199ZM52 183V184H51ZM53 183H55V185H53ZM57 183L59 184H61V185H68V187H69V190L67 191V190H65V188L63 189V188H61V186H58L57 185ZM191 183V182H190ZM15 184V183H14ZM105 184V186L104 187H106L105 188V192H106V194H104L105 196H106V198L108 199V204L109 205H107V206H110L109 208V211L107 212V214H105V215H101V214H99V206L97 205L96 207L93 205L94 203L95 204H97L98 202H99V194L101 193L100 191H102L103 190V185ZM146 184V183H145ZM145 184H142V185H145ZM12 185V184H11ZM176 185V184H175ZM175 185H174V187H175ZM180 185H181V183H180ZM40 186V185H39ZM45 186H42V187H45ZM193 186V185H192ZM60 187V188H59ZM150 187V186H149ZM194 187V186H193ZM121 188V187H120ZM137 188V187H136ZM145 188H146V186H145ZM153 188V187H152ZM139 189V188H138ZM144 189V188H143ZM153 189H155V188H153ZM196 189V190H197ZM228 189V190H229ZM142 190V189H141ZM145 190H147V189H145ZM151 190V189H150ZM180 190H181V187H180ZM179 190V191H180ZM227 190V191H228ZM104 191V190H103ZM132 191H133V189H132ZM177 191V190H176ZM183 191V190H182ZM186 191V190H185ZM223 191H225V190H223ZM226 191V192H227ZM117 192L120 194L121 193V197L120 196H118L117 195ZM146 191H143V193H145ZM147 192H149V190L147 191ZM153 191H151V193H152ZM197 192V193H198ZM212 193V195H210V193ZM230 192V191H229ZM132 193V192H131ZM186 193V192H185ZM196 193V192H195ZM86 194H89L91 197V203H89L87 200V196H86ZM103 194V193H102ZM142 193H140V195H141ZM219 194H221V193H219ZM222 194H223V192H222ZM227 194V193H226ZM248 194H250V196H251V199L252 198H254V200L252 201L251 199H249V201H252V202H250V204L248 203V204H246V205H244V207L242 208V209H240V211H239V202L241 201V197H243L244 195H248ZM34 196V197H36V199H34L36 202H35V204H34V206H32V204L30 205L29 204V200L28 199H30L29 198V196L30 197H32V196ZM116 195H117V197H116ZM148 195H149V193H148ZM195 195V194H194ZM197 195V194H196ZM145 196V195H144ZM200 196V195H199ZM218 196V195H217ZM249 195L247 196V197H250ZM67 197H69V198H67ZM89 197V196H88ZM115 197L116 198H118V197H120L121 199V202H122V212H121V210L119 211V208L118 209H116V208H114V203H115ZM141 197H143V196H141ZM148 197H150V196H148ZM196 197V196H195ZM226 197V196H225ZM232 197V196H231ZM230 197V198H231ZM136 198V197H135ZM147 198V197H146ZM152 198V197H151ZM188 198V197H187ZM215 198V199H214ZM219 198H221V196L219 197ZM32 199V198H31ZM178 199V198H177ZM185 199H186V197H185ZM197 199H199V198H197ZM201 199V198H200ZM222 199V198H221ZM220 199V200H221ZM66 200H69L72 204H73V210H72V212L71 213H69L70 212V210H71V207H70V209H69V206L67 207L68 208V212H67V208H66V210H62V209H58L57 211H56V206L57 205H60V203L61 204H65L66 203ZM105 200V199H104ZM103 200V202H105ZM118 200H119V198H118ZM149 200H150V198H149ZM158 200H160V199H158ZM217 200V199H216ZM219 200V199H218ZM228 200V199H227ZM260 200H259V202H260ZM151 202H152V200H150ZM161 201V200H160ZM186 201V200H185ZM189 201H191V199L189 200ZM188 201V202H189ZM224 201H226V200H224ZM256 201V200H255ZM32 202H33V199H32ZM119 202V201H118ZM178 202V201H177ZM204 202H206V201H204ZM220 203L222 202V200L221 201H219ZM259 202H257V205H259L258 203ZM57 203H59V204H57ZM191 203V202H190ZM196 203V202H195ZM194 203V204H195ZM261 203V202H260ZM186 204V203H185ZM193 204V205H194ZM217 204V203H216ZM256 204V203H255ZM261 204H264V203H261ZM101 205V204H100ZM137 205V204H136ZM173 205V204H172ZM207 205V204H206ZM225 205V204H224ZM62 207L64 206V205H61ZM139 206V205H138ZM150 206V205H149ZM152 206V205H151ZM220 206H223V204L222 205H220ZM261 206V205H260ZM260 206H259V208H260ZM263 206V205H262ZM61 207V208H62ZM98 207V208H97ZM104 206H102V208H103ZM226 207H227V205H226ZM258 207V206H257ZM58 208H60V207H58ZM101 208V209H102ZM105 208V207H104ZM137 208V207H136ZM153 208V207H152ZM162 208V207H161ZM167 208H169V207H167ZM191 208H193V207H191ZM202 208V207H201ZM200 208V209H201ZM211 208V207H210ZM121 209V208H120ZM154 209V208H153ZM162 209H164V208H162ZM195 209H197V208H195ZM226 209V208H225ZM260 209H262V210H264V208L263 207H261ZM174 210V209H173ZM189 210V209H188ZM187 210V211H188ZM198 210V209H197ZM205 210V209H204ZM161 211V210H160ZM191 211V210H190ZM207 211V210H206ZM260 211V213H261V210H259ZM154 212V211H153ZM156 212V211H155ZM166 211H164V213H165ZM171 212V211H170ZM176 212V211H175ZM202 212V211H201ZM207 212H209V211H207ZM211 212V211H210ZM56 214V219H55V223H58V226H59V224L61 225V226H59V227H65L67 230L66 231H69V232H73V233H75L80 239H82V238H85L86 239V241H84L85 242V244L87 245V248H88V250H87V252H88V258L85 256V254H84V251H82V249L81 250H78L76 247H77V245H76V247H74L75 246V244H74V246H72L71 244H70V249H68L67 248V252H66V254H65V257H63L62 255H53V253H52V255H49V256H47L46 258H44V259H42V260H40V261H38L37 260V258L34 256V255H32L30 252H29V250H28V246L26 247V242H27V240H29V239H26L27 238V234L29 233V231H31V230H37V231H39L40 232V234L44 237L46 234H45V228L47 227V225L50 223L49 222V219L51 220V218H50V216H52V214ZM173 213V212H172ZM181 213V212H180ZM225 213V212H224ZM134 214V213H133ZM174 214V213H173ZM176 214H178V213H176ZM175 214V215H176ZM222 214V213H221ZM257 214V213H256ZM155 215H156V213H155ZM160 215H161V213H160ZM165 215L167 216V214L165 213ZM164 215V216H165ZM195 215H196V213H195ZM223 215V214H222ZM88 216V217H87ZM134 216V215H133ZM154 216V215H153ZM152 216V217H153ZM159 216V215H158ZM53 217V216H52ZM88 218V221H90L89 223H88V225H90L91 226V224L92 225H96V223L97 224H99V225H101V227L102 228H104V229H102V230H104V231H102V230H100V231H102V232H104L103 233V236L104 237H102V239L104 238V245L102 246V245H98L96 242V240H94L93 238H90L89 240H87L88 238H89V236H88V238L84 235V234H86L87 232L86 231H88L87 230V228H86V221L85 220H87V218ZM136 217V218H137ZM162 217H163V213H162ZM161 217V218H162ZM256 217V216H255ZM54 218H55V216H54ZM160 218V217H159ZM166 218V217H165ZM172 218V217H171ZM218 218V217H217ZM119 219H123L122 220V223H120L119 221ZM132 219H134V218H132ZM155 219V220H156ZM200 219V218H199ZM262 219H264L263 217H262ZM134 220H137V219H134ZM204 220V219H203ZM208 220V219H207ZM211 220V219H210ZM260 220V219H259ZM13 221V222H14ZM152 221V222H151ZM165 221H167L166 219H165ZM165 221H164V223H165ZM175 221V218L173 219V222ZM215 221V220H214ZM261 221V220H260ZM259 221V222H260ZM262 221H264V220H262ZM151 222V223H150ZM168 222V221H167ZM176 222V221H175ZM177 222H178V220H177ZM176 222V223H177ZM9 223H10V226L12 227V229H10V230H8L7 229V227L9 226ZM14 223V224H15ZM52 223V222H51ZM54 223V224H55ZM120 225H119V224ZM180 223V222H179ZM205 223V229L206 230H208L209 229V225L206 223V222H204ZM261 223V222H260ZM263 223V222H262ZM153 224V223H152ZM170 224V223H169ZM175 224V223H174ZM183 224H184V221H183ZM87 225V226H88ZM165 225H166V223H165ZM172 225V224H171ZM189 225H190V222H189ZM9 226V227H10ZM98 226V225H97ZM167 226H168V223H167ZM175 227H176V225H174ZM177 226H179V224L177 225ZM49 227V226H48ZM54 227V226H53ZM58 227V228H59ZM93 228H94V226H92ZM170 227V226H169ZM168 227V228H169ZM180 227H182V226H180ZM188 227H190V226H188ZM204 227V226H203ZM91 228V227H90ZM173 228V227H172ZM184 227H182V229H183ZM201 228H202V226H201ZM7 229V230H6ZM61 229V228H60ZM178 229V228H177ZM176 229V230H177ZM185 229V228H184ZM189 229H187V230H189ZM197 229V228H196ZM91 230V229H90ZM95 230V229H94ZM167 230H169V229H167ZM179 230V229H178ZM187 230H186V232H187ZM214 229L213 230H210V231H215ZM61 231H63V230H61ZM65 231V230H64ZM100 231L98 232V231H95V232H98L97 234H99L100 233ZM204 231V230H203ZM91 232V231H90ZM102 232H101V234H102ZM177 233H178V231H176ZM191 232H189V233H191ZM195 232V231H194ZM37 233V232H36ZM57 233V232H56ZM68 233V232H67ZM89 233V232H88ZM92 233H93V231H92ZM170 233V232H169ZM172 233V232H171ZM173 233H175V231L173 232ZM188 233V234H189ZM34 234V233H33ZM179 234V233H178ZM178 234H177V236H178ZM205 234V233H204ZM32 235V234H31ZM37 235V234H36ZM67 235H69V234H67ZM89 235H90V233H89ZM94 236H95V233L93 234ZM93 235L91 236V237H93ZM176 235V234H175ZM174 235V236H175ZM180 235V234H179ZM70 236V235H69ZM68 236V237H69ZM77 236H76V238H77ZM167 236H169L168 234H167ZM171 236V235H170ZM202 236V235H201ZM41 237V236H40ZM42 237V238H43ZM101 237V236H100ZM100 237H98L97 236V238H100ZM203 237H204V235H203ZM15 238V237H14ZM39 238V237H38ZM72 238V237H71ZM165 238H167V240L168 241H171V242H169L168 244H169V249L167 248V240L165 239ZM173 238V237H172ZM180 238V237H179ZM181 238H185V236H183V237H181ZM187 238V237H186ZM186 238H185V240H186ZM189 238V237H188ZM56 239V238H55ZM69 239V238H68ZM84 239V240H85ZM96 239V238H95ZM61 240V243L63 242H65V239L64 238H61L60 239ZM97 240H99V239H97ZM182 240V239H181ZM184 240V239H183ZM53 241V240H52ZM96 241V242H95ZM176 241H179L178 240V237H177V239H176ZM101 242H103V241H101ZM174 242V241H173ZM184 242V241H183ZM182 242V243H183ZM249 242V241H248ZM179 243H180V241H179ZM186 243V242H185ZM59 244V243H58ZM83 244V243H82ZM80 245V246H86V245ZM175 244V243H174ZM181 244V243H180ZM212 244V245H211ZM65 245V244H64ZM167 245V246H166ZM177 245V244H176ZM186 245V244H185ZM64 247V246H63ZM69 247V246H68ZM179 247V246H178ZM181 247H183L182 245H181ZM82 248V247H81ZM86 248V249H87ZM167 248V249H166ZM176 248V247H175ZM175 248H173V249H175ZM84 249V248H83ZM85 249V250H86ZM177 249V248H176ZM183 249V248H182ZM181 249V250H182ZM185 249H183V250H185ZM213 250V249H212ZM215 250H213V251H215ZM257 251V254H258V256H261L263 253H264V251H263V253H262V251H261V249H258V250H256ZM248 252V251H247ZM51 253V252H50ZM174 253V252H173ZM173 253H172V255H173ZM182 253V254H181ZM213 253V252H212ZM214 253H216V254H218L219 252L217 251V252H214ZM220 254V253H219ZM243 254V255H244ZM248 254V253H247ZM246 254V255H247ZM251 254V253H250ZM87 255V254H86ZM90 255H91V257H90ZM171 255V256H172ZM221 255V254H220ZM239 255H241V254H239ZM245 255V256H246ZM1 256V257H2ZM236 256H238V255H236ZM249 256V255H248ZM247 256V257H248ZM257 256V257H258ZM216 257H217V255H216ZM243 257V256H242ZM250 257V256H249ZM254 257V256H253ZM170 258H172V257H170ZM218 258V257H217ZM237 258V257H236ZM2 260V259H1ZM90 260V261H89ZM170 260H173V259H170ZM215 260H216V258H215ZM214 260V261H215ZM243 260H244V258H243ZM254 260H256V259H254ZM3 261V260H2ZM245 261V260H244ZM260 261V260H259ZM246 262H247V259H246ZM258 262V261H257ZM263 262V261H262ZM210 263V264H211ZM238 263V262H237ZM240 263V262H239ZM1 264H5V263H1ZM169 264H170V261H169ZM171 264H174L173 263V261H172V263ZM244 264V263H243ZM255 264V263H254ZM258 264V263H257Z\"/></svg>",
  "mask_w": 264,
  "mask_h": 264
}]
</instances>
